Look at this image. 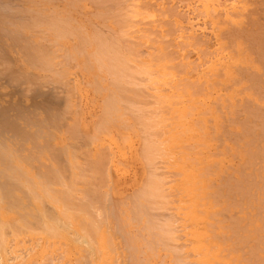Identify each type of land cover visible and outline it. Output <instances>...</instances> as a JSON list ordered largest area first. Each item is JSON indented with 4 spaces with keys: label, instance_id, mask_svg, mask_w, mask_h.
Here are the masks:
<instances>
[{
    "label": "bare ground",
    "instance_id": "bare-ground-1",
    "mask_svg": "<svg viewBox=\"0 0 264 264\" xmlns=\"http://www.w3.org/2000/svg\"><path fill=\"white\" fill-rule=\"evenodd\" d=\"M28 1V0H27ZM29 1H31V0H29ZM33 1V3H34V1L35 0H32ZM49 1V0H48ZM67 2H68V0H66ZM69 1H71V3L73 4V1L72 0H69ZM76 1H78V0H75V2ZM80 1H82V0H80ZM106 1V2H105ZM105 1H99V0H97V2L98 3H95L96 1L94 0V1H92V4L93 3H95L96 5H94L95 7L96 6H98L97 4H99L100 3V5H101V2L105 5V3L107 4V5H109V1H107V0H105ZM111 1V0H110ZM112 1H115L116 2V0H112ZM111 1V4H113L114 5V7L116 6V5H118L117 3H119L120 4V6H122L121 8H119V9H121V10H117V8H115L116 9V11L115 10H113V11H115V13L118 15V13H120L121 11H123L124 10V13H120L118 16L120 17V16H123L122 18H123V22L121 21V23L123 24V26H122V24H120V26H122V28H126V30H124V29H122V30H124L123 31V34H125V35H128V36H126L127 38L129 37V36H131V35H133V36H131V37H129V38H132V40H130V41H132L131 42V45H133V47H131V45H130V43L129 42H127V43H129V45L130 46H125L127 43H126V41H124V43H126V44H124V46L120 43V36H119V32H120V30L121 29H119V27L117 28V29H119V32L117 31V32H115V29H114V32L117 34L118 33V35H117V37H115V35H112V34H114V33H110L113 37L112 38H118V36H119V38L117 39V42H116V40L115 39H110L108 36H107V34L109 33L108 31V33L107 32H105V31H97V34H96V31H95V33H93L94 34V36L92 37V35L90 34V35H87L85 32H84V28H85V26H83V24L81 25V27L80 26H75V24H73V22H72V18H71V16L70 15H63V14H61L59 11H57V10H55V9H51L50 11L48 10L47 12L46 11H41V9L42 8H46V7H41V9H37V8H33V7H28L27 8V6H26V8L24 7V12L25 13H30L32 16L30 17V16H28V15H25V16H28V18L30 17V18H32V20L31 21H28V22H25L24 20H28V19H24V20H21V22H20V24L21 25H19V26H21V28H20V31H22L21 29L23 28V26H27L26 28H36L37 26H39V25H42V27H41V29H39L38 27V29H37V32H40L39 34H40V38H42V41H36V43L34 44H32V43H23V45H21V47L23 46L26 50H24L25 51V54H28L26 57L28 58V56H30L29 55V52H30V50H31V54H32V48H34L35 47V50H34V55H33V59H34V61L41 67L40 69H42V70H44V71H48V72H50V74L52 73V76L54 77L53 79H54V81L53 82H57V84L60 82V81H63V80H61V79H64V81H68L69 79H66L65 80V78L67 77V73H69V70H67V65H70V66H72V62L73 61H75V62H79V59H78V57L79 56H82V54L83 53H85V48L86 47H88V45H92V46H94L93 47V51L90 53V55H87V53L86 54H84V56L85 57H87V59L85 58V60H84V62H83V64H84V67H88V65H92L91 63H94V62H96L97 63V68H98V65H99V67L101 68V70L103 69V68H105V70H108V71H106V72H108V74H107V76L110 74V76L109 77H111L112 76V79H113V83H114V85H116L117 86V88H115L117 91L121 88V92H120V90H119V92L120 93H122L123 95H124V97H122V95L119 93H116L115 91H114V88H113V90L112 89H110L109 87V90H112V92L111 93H109V97L106 99L107 101H106V104H105V102H104V105H105V108H103L102 110H103V112H102V114H101V116H100V118L98 119V121H97V124H96V127H94L93 128V130H94V132L91 134V136H89V138H87V140L89 139L90 140V143L89 144H94L95 143V146H97V147H99V143L98 144H96L97 143V134H99L102 130H105V128H106V132H107V126L105 127V122L107 123L108 122V120H107V118L109 117L110 118V120L111 119H114L115 120V114L114 113H116L117 114V116L119 117V118H121V117H124L123 115H125V114H123L122 115V113H123V107H125V106H123L122 104V108L121 107H119V106H121V105H119V104H117L119 101L121 102V101H124L125 102V100H126V102H128V101H132V99H134V100H136L138 97H139V95H140V98L139 99H141V95H143L144 93H149V94H151L152 96L150 97V98H153V100H155V97H156V100L155 101H153V100H151V99H147V100H145L143 97H146L145 95H143V97H142V102L145 100V102H143L144 103V105L146 104V102L147 101H149L147 104H152L153 103V105H151V106H149V105H146V106H148V107H152V108H154L153 106L154 105H156V103L158 104V107H157V105H156V107L154 108V109H156L155 111H156V114H157V116H159V118L161 117V115H162V113H163V118H161V125H159L160 124V121H158L159 120V118L156 116V114H155V111L153 112V111H151L150 112V110L148 111L147 110V108H143V111H144V114H146L147 112H149V115H150V119H151V121L153 122H149L148 120H147V118L149 119V117H148V115L146 114V116L141 112V110H140V112H139V110L138 109H135L136 110V113H137V110H138V115H134V114H136V113H134L135 112V110L131 107V106H134V108H135V105L136 106H138L137 104L140 102L141 103V100H139V102L137 103V104H135V105H131V106H129V107H131L133 110H132V115H134V118L135 119H139L138 120V124L141 122L142 124H140L141 126H143L144 127V131L143 132H145V136L144 135H142L140 132H142V128H141V126H140V129H141V131H140V129H139V133L140 134H138V135H142L143 136V140H142V146H141V154H142V157L145 159L144 161H146L148 164H149V167H150V165H151V168H149V169H151V172H150V174H148V177H147V179L145 180V182L143 183V185H142V187L140 188L139 186V190L138 191H135L134 193V196L133 195H131L130 196V198L133 196V198H131V199H129V200H127V201H130V200H132V201H130V202H132V205L130 206V204H129V206L131 207L130 209H131V215L129 214V216H132V219L133 220H138L139 222H136V224L135 225H138L139 224V228L138 227H135V230L136 229H138L137 230V232L139 233V237L140 238H143V239H145L144 241L145 242H147V246H146V244L145 243H143L142 242V245L143 244H145V245H143V246H146V250H141L142 249V246H141V249H140V247H139V245H134L135 244V242H133L134 244H132V241L131 240H128L129 239V237H127L128 235L127 234H129L131 231L130 230H127L126 229V227H127V225L129 224L128 222L126 223L125 222V219H127L128 220V216H126L125 217V219H124V217H121V216H119L118 214H117V216H116V218L114 219V218H112L113 216H112V210H110V211H112V212H110L108 209L109 208H107L108 206H107V204L105 203L107 200H109V198L111 199V196H110V191L108 192L107 190H106V192H107V194H106V192L104 191V188L106 187V185H105V187L102 185V187H103V190H102V192L103 193H100V190H99V188H98V184L97 183H99L100 181H101V179H99V182H97V180H98V178H100V177H98L97 176V174H98V172H100V170H101V168L104 166V165H106V164H110V161H108V163L106 162V163H104V160L105 159H109L110 160V158L112 159V157L110 156L109 158H108V154L107 155H105V156H107V158H105V156L103 155V151H105L106 149H105V145L104 146H101L99 149H97V150H99V151H96V154L95 153H93L92 152V150L90 151V150H88V152H87V159L86 160H88L90 157H91V159L90 160H88L89 162H88V167L87 168H85L84 166H82L83 164H81V162L83 163V160L85 161V157L83 158V160L80 162V160L82 159H80V157H79V161L77 162L76 161V157H77V159H78V156H77V154L79 153V152H82V151H80L79 150V152L77 153V151H78V149H75L74 147H72V149L74 150V152L75 153H77V154H74L73 155V150L71 151V155H69V157H68V153H67V149H68V146H65V145H69L67 142H65V144L63 145L64 146V148L65 147H67V149H64L63 147V149L66 151V152H64L63 154L64 155H66L67 157H68V159H67V161H65V163L67 162V164H68V166H67V164H66V166H65V164L63 163H61V162H59V159H57V158H55L54 159V156H53V159H51V160H55V161H57L58 160V164H59V166L56 164H54L53 165V163H51L50 164V162H48V164H45V165H48L47 166V168H44V169H40V168H38L39 166H38V164H36V163H38L39 161L38 160H36L37 158H41V156H39V155H35L34 156V154H33V156L35 157V160L37 161V162H35L34 160H33V164L34 165H37L36 167L38 168V170H39V174L38 175H35V174H37L38 173V171H37V168H35L34 167V165H32V158H33V156H31L30 157V155L32 154V153H34V152H30V151H32V150H30V148H28L27 146L26 147H24L25 148V150H29L28 151V153H30V154H21L22 152H21V146H20V148H19V146H18V148L17 147H14L13 146V144H10L9 142H7V141H4V140H6V138L4 137V140H0V264H7L6 262H12L13 260H15V259H17L18 258V256L21 258V254H24V259H25V261H24V264H53V261L55 260V262L56 263H58V260L56 261V259H58L59 257L58 256H60V255H65V254H68V256H70V257H72L71 255H69V253H73V254H75L76 253V257H77V259H76V263L77 264H125V258H126V254L125 253H123V252H125V249L126 250H129V256L128 257H130L132 260V262L131 263H129V264H146V261H147V259H149V257L148 256H145V253H147V251L149 250H152L153 248V251H157L156 250V248L157 247H159V246H162L160 249H162V250H165V251H167V250H169L170 251V254L169 255H171L172 257H171V259H170V261L172 262V259H173V261H174V264H246L247 262H246V259H252V258H254L252 255H257V257H259V259H257V261H259L260 262V258H261V260L263 261L264 259H262V258H264V234L261 236V234L260 233H256L257 232V230H258V228L259 229H261L263 232H264V224H262V223H260V222H258V221H262V222H264V218H262V219H260L261 218V216H263L264 217V214L262 213V211H260V213H261V216H260V213H258L257 211H258V209H259V205L258 204H256V205H258V209L257 208H255V204H254V209H255V214L256 213H258L259 214V218H257V219H255V220H258V221H254V220H252V219H250L249 221H248V218L250 217V215H248L247 213H246V211L243 209V207L245 206V204H244V202L243 203H239V202H237L236 201V203L238 204V205H244L243 207H242V209L238 206V205H234L233 203H232V198H231V200L230 199H228L229 197H227V193H226V191H224V190H220L219 188H217V189H215V188H213L212 187V185H215V184H213V179H214V177H213V172L215 171L214 169H215V167L216 166H213L212 165V167H214L213 168V171H212V174H211V172L208 174L207 173V171H208V167H209V163L211 162V164H213V160L215 159V157H217V156H215L214 157V155H213V153H210V154H212V156L214 157V159L213 160H210V162H209V160H206V158L205 157H201L200 155H199V151L198 152H195L194 154H193V152H191L189 149H194L193 147H190V146H192V145H199V146H203V147H201V148H199L198 150H202L203 148L205 149V147H206V140L205 139H203L204 137H206L205 135H207L208 133H211V128L210 129H208V126H210V125H208L209 123H208V121H209V115H211L210 117L211 118H213V120H215V122L212 124L213 125V128H214V130L216 129V130H218L219 129V119L222 117V116H220L221 115V112H226V114L230 111V112H233V110H232V105H234V103H235V101H234V99H231V103L230 104H227L226 102H225V100H226V98H218V97H216V98H214L213 97V99H211L210 98V100L212 101H214L213 102V104H209V97L208 96H206L205 94L204 95H201L200 93H202V91L203 90H207V88H213L212 87V85H214L213 84V82L214 81H212L211 79V81L209 80L208 82H207V88H203L202 89V87H203V80H205V79H203V78H199V80H198V78H195V79H197V81L198 82H196L195 81V79H193V78H190V79H188L189 77H187L188 75H186L185 76V74H187L188 72V74H191V72L193 71L192 70V68L193 67H195V68H198V66L200 67V63H201V61H200V63L198 62V64H194V65H197V66H194V65H192V67H189V65L187 66V67H189V68H191V72H190V70L189 69H186V70H189L188 72L186 71V73H185V69H184V71L182 72L181 70H183V69H180L179 68V65L182 63L181 61H183V63H184V66L182 65V68L183 67H185V65L186 64H188V63H190L189 62V60H187V59H183V60H178V61H176V55H174V53H176V52H172L171 50L170 51H166L167 49H163V48H166L167 46H166V44L167 45H169L168 44V42H163V39H161L160 40V38L161 37H154V39L152 38V37H150L151 36V33H153L154 32V34H156V32H158V31H156V26H160L161 27V21L160 20H164V19H161V17H159L160 19L158 20V19H153L154 17H155V15H153L154 13H152V16H154V17H151L150 15H149V13L150 12H148L147 10H148V8L150 7V8H152L151 7V5L149 6V2H148V0L147 1H144V2H142V1H138V0H132V2H131V0L129 1V0H123L122 2H121V0H118L117 1V3H113ZM181 1V3H183L182 5H184L186 2H185V0L183 1V0H180ZM183 1V2H182ZM189 1H192V0H187V2L189 3ZM195 1H197V0H195ZM198 1H203V0H198ZM206 1V0H205ZM227 1V0H226ZM225 1V2H226ZM18 2V1H17ZM22 2V1H21ZM24 2V1H23ZM90 4H91V0H89L88 1ZM149 4H148V3ZM163 2V1H162ZM185 2V3H184ZM192 2H194V1H192ZM191 2V3H192ZM200 2V4H201V6L200 7H203L202 6V4L203 3H207V2H204L203 1V3H201ZM224 2V3H225ZM233 2V1H232ZM232 2H229V4L228 5H231L232 4ZM250 2V1H249ZM36 4H39L40 2H35ZM34 3V4H35ZM71 3H69V4H71ZM77 3V2H76ZM79 3V2H78ZM81 3V2H80ZM121 3H122V5H121ZM210 3V2H209ZM212 3H214V2H212ZM231 3V4H230ZM235 3H236V1H235ZM234 2H233V4H235ZM31 4V3H30ZM102 4V5H103ZM111 4L109 5V6H111ZM146 4H148V6L146 5ZM195 4V3H194ZM197 4H198V2H197ZM214 4H216V3H214ZM231 5V6H233L232 7V9H233V11H232V9H228V7L229 8H231L230 6H228L227 7V10L229 11V15H230V13H231V15L228 17V11H225L224 9L225 8H223V7H221V9H219V8H216V9H218V10H221V13L220 14H218L220 11H218V10H216L215 9V7H212V5L211 4H207L206 5V8L205 9H203L204 10V12L201 14V13H199V15L198 16H202L204 13H206L207 15L209 14H212L211 12L212 11H214V17L212 16L211 18H214L213 20H215L216 22H214V24L213 25H215L216 27H217V24H219V23H222V24H225L224 22H226V21H229V24H230V26H231V23L233 24H235L236 22H239V19H238V16H239V14L241 13L240 12V9H239V4L237 5L238 7L237 8H235L234 9V7H235V5ZM246 4V3H245ZM252 4H253V2H252ZM6 5L8 6L9 4H7L6 3ZM66 5V4H65ZM80 5V4H79ZM78 5V7L79 8H84L83 6L82 7H80ZM107 5H105V6H107ZM168 5V4H167ZM188 5V4H187ZM186 4H185V6H187ZM190 5V4H189ZM196 5V4H195ZM194 5V6H195ZM217 5V4H216ZM247 5V4H246ZM249 5V4H248ZM256 5V4H255ZM10 6V5H9ZM18 6V5H17ZM39 6V5H38ZM58 6V5H57ZM68 6V5H67ZM71 6V5H70ZM119 6V5H118ZM191 6V5H190ZM190 6H189V8H190ZM198 6V5H197ZM220 6V5H219ZM254 6V5H253ZM13 7V6H12ZM20 7V6H19ZM72 7H74V6H72ZM101 7V6H100ZM104 7V6H103ZM124 7V9L122 10V8ZM160 7V6H159ZM169 7V6H168ZM175 7V6H174ZM192 7H193V5H192ZM191 7V9L193 10L194 8H192ZM199 7V9H201ZM243 7H245V6H243ZM110 7H107V9H109ZM112 8V7H111ZM149 8V9H150ZM187 8V7H186ZM189 8L188 9H186V10H188V11H184V12H188L189 14H190V12L192 11H189ZM196 8V7H195ZM242 8V7H241ZM7 9H8V7H7ZM47 9V8H46ZM104 9V8H103ZM163 9V8H162ZM197 9H198V7H197ZM196 9V12H195V15H194V11H195V9H194V11H192L193 12V15H192V17L193 16H196L195 18H196V21H195V19H192L191 18V16L189 15V21L192 23L193 22V20L195 21V22H200V17H197V12H198V10ZM224 10V12H226V14H225V16L227 17V19H226V17L224 18V16H223V18L221 17L223 14H222V11ZM11 10H12V8H11ZM97 10V9H96ZM105 10V9H104ZM111 11H110V14L113 12L112 11V9H110ZM171 10V9H170ZM202 10V11H203ZM206 10V11H205ZM231 10V11H230ZM2 11V10H1ZM6 11V10H5ZM15 12H17V14H18V11H16V10H14ZM107 10H105V11H102V12H104L105 14L107 13L106 12ZM119 11V12H118ZM154 11H155V9H154ZM201 11V10H200ZM9 12V11H8ZM8 12H6V13H8ZM23 12V13H24ZM97 12H98V10H97ZM95 13V11L93 12V15H98L99 16V14L98 13ZM109 12V11H108ZM118 12V13H117ZM160 12V11H159ZM159 12H158V14H159ZM162 12V11H161ZM166 12V11H165ZM178 12H180V11H178ZM191 12V13H192ZM246 12V11H245ZM11 13H13V11L11 12ZM20 13V12H19ZM100 14H103V13H101V12H99ZM115 13H112V15H114V18H115V16H117ZM163 14H164V12H162ZM171 13V12H170ZM187 13V14H188ZM1 14H3V13H1ZM29 14V15H30ZM91 14V13H90ZM105 14H103L104 15V19H105V17L107 16V15H105ZM146 14H148L149 16H150V20L148 19L149 18V16H147ZM157 14V15H158ZM161 14V13H160ZM162 14V15H163ZM222 14V15H221ZM22 15H24V14H22ZM21 15V16H22ZM92 15V14H91ZM112 15H109V17H112L113 18V16ZM205 15V14H204ZM209 15H208V17H209ZM221 15V16H220ZM12 16V15H11ZM69 16H70V18H69ZM98 16H96L97 18H98ZM101 16V15H100ZM100 16H99V18L98 19H100ZM117 16V17H118ZM170 16H172V15H170ZM211 16V15H210ZM6 17V16H5ZM18 17H20V15L18 16ZM103 17V16H102ZM116 17V19L117 20H119V19H121V18H117ZM136 17H139V18H136ZM140 17H142V18H140ZM144 17H146L145 19H146V21H148L147 22V25H145V20H144ZM204 17H206V16H203V17H201V18H204ZM4 18V17H3ZM3 18H1V20L3 19ZM85 18H87V16L85 17ZM113 18V19H114ZM135 20H134V19ZM186 18H187V16H186ZM198 18V19H197ZM9 20L11 19V18H8ZM14 19H15V16H14ZM13 19V20H14ZM23 19V18H22ZM72 19V20H71ZM108 19V18H107ZM107 19H105V20H107ZM110 19V18H109ZM115 19V20H116ZM138 19H140V20H138ZM142 19L144 20V23L142 24L141 23V21H142ZM151 19H152V21L154 20V22L153 23H155V25L156 24H158V25H156L154 28H156V29H153L152 30V28H150L149 26L151 25V23H152V21H151ZM207 19V18H206ZM206 19H204V21H206ZM243 19V18H242ZM241 19V20H242ZM5 20V19H4ZM17 20V19H16ZM136 21V22H138V21H140L139 23L140 24H136L134 21ZM138 20V21H137ZM156 20V21H155ZM170 20V19H169ZM174 20V19H173ZM173 20H172V22H173ZM210 20V19H209ZM74 21V20H73ZM103 21V20H102ZM157 21H159V22H157ZM202 21H203V19H202ZM201 21V22H202ZM203 21V22H204ZM254 21V20H253ZM4 22H6V21H4ZM9 22V21H8ZM18 22V21H17ZM74 22H76V21H74ZM81 22V21H80ZM104 22V21H103ZM103 22H100V24H102V26H103ZM119 23V21H116V22H114L115 24H116V26H118V23ZM131 22H132V24H133V26H135L134 24H136L137 25V27H139L138 29H140V27H143L142 28V30H141V32L139 33V30L135 27V28H133V29H131L130 27L132 26V24H131ZM134 22V23H133ZM151 22V23H150ZM209 22V21H208ZM7 23V22H6ZM81 23H83V22H81ZM92 23V22H91ZM174 23V22H173ZM190 23V24H191ZM210 23V22H209ZM212 23V22H211ZM217 23V24H216ZM3 24H5V23H3ZM14 24H15V22H14ZM99 24V25H100ZM104 24H106V23H104ZM183 24V23H182ZM197 24V23H196ZM195 24V26H197V28L199 27V26H201L202 27V25H200V23L199 24H197L196 25ZM234 24H233V26H234ZM239 24H240V22H239ZM12 25V24H11ZM16 26H17V24H15ZM79 25V24H78ZM85 25V24H84ZM139 25V26H138ZM141 25V26H140ZM163 25V24H162ZM183 25H186V24H183ZM183 25H179L180 27H182ZM188 25V24H187ZM187 25L185 26L186 28H187ZM193 25H194V22H193ZM191 26V25H188V27H192V28H195V26ZM203 25H205V22L203 23ZM19 26H17L18 28H19ZM84 28H83V27ZM97 26V25H96ZM95 26V27H96ZM144 26H145V28H144ZM228 26V25H227ZM236 26V25H235ZM240 26V25H239ZM239 26H238V28H239ZM16 27V28H17ZM107 29H108V27L107 26H105ZM104 27V28H105ZM201 27H199L200 29H201ZM204 27V26H203ZM206 27V26H205ZM99 28V27H98ZM110 28V27H109ZM128 28H130L129 29V31H132V32H129L128 31ZM167 28V27H166ZM184 28V27H183ZM183 28H181L180 30H182L183 31ZM185 28V29H186ZM197 28H196V30H197ZM227 28V27H226ZM30 29L28 30V31H30ZM34 29H33V32H34ZM86 29V28H85ZM144 29V30H143ZM162 29V28H161ZM172 29V28H171ZM178 29V31H180L179 30V28H177ZM189 29V28H188ZM215 29V28H214ZM101 30V29H100ZM109 30V29H108ZM111 30H112V32H113V29H112V27H111ZM147 32H146V31ZM149 30L150 31H153V32H149ZM195 30V31H196ZM233 30V29H232ZM19 31V32H20ZM86 31V30H85ZM127 32V33H124V32ZM176 31V30H175ZM186 31V33H187V30H184V32ZM193 31V30H192ZM224 31V30H223ZM12 32H13V30H12ZM91 32H92V30H91ZM102 32H104V33H102ZM138 32V35L136 36V33ZM144 32V33H143ZM145 32L147 33L146 34V36L148 35L149 37L147 38L146 37V40H150L151 39V41H155V42H158V40L157 39H159L160 41V43L162 44V43H164V44H162L163 46H162V49L163 50H161L162 52H159L160 51V49H159V47L157 48V49H159V51L156 49V48H154L155 47V43L153 42V44H152V42H150L149 40H148V42L147 43H149L148 45L150 46H148V45H146L147 43H145L144 42V46L146 45V48H150L151 49V53H152V55L154 54V53H156V54H154V57L151 55V54H149L147 51L145 52V50L143 51L142 49H141V45L143 44V41H142V43H140V40H138L139 39V37L141 38V37H143L144 35H145ZM194 32V31H193ZM193 32L191 33V34H193ZM17 33V32H16ZM22 33H24L23 31H22ZM107 33V34H106ZM131 35H130V34ZM135 33V34H134ZM172 33V32H171ZM173 33H174V30H173ZM172 33V34H173ZM181 33H183V32H181ZM186 33L184 34L183 33V35L184 36H186ZM195 33V32H194ZM199 33V32H198ZM238 33V32H237ZM7 34V33H6ZM29 34V33H28ZM96 34V35H95ZM142 34H144V35H142ZM153 34V35H154ZM159 34V33H158ZM166 34H167V32H166ZM175 34V33H174ZM188 34V33H187ZM190 34V33H189ZM197 34V33H196ZM196 34H193V35H191L190 37L192 38V37H194L193 39H195V38H197V36H196ZM20 35V34H19ZM18 34H17V36H19ZM29 35H34V34H31V32H30V34ZM28 35V36H29ZM121 35H122V31H121ZM142 35V36H141ZM157 35V34H156ZM183 35H178V36H183ZM196 37H195V36ZM206 35V34H205ZM11 36L13 37V35L11 34ZM21 37H22V35H20ZM24 36H26V35H24ZM123 37H124V35H122ZM121 36V37H122ZM164 36V35H163ZM167 36V35H166ZM184 36H183V38H184ZM9 37V36H8ZM7 37V38H8ZM11 37V38H12ZM15 37H16V35H15ZM111 37V36H110ZM122 37V38H123ZM135 37H137V38H135ZM189 37V36H188ZM189 37V38H190ZM218 37V36H217ZM231 37V36H230ZM22 38H24V37H22ZM39 38V39H40ZM65 38H71V40L72 41H74L75 40V43H72V46H71V48L70 47H67L66 48V46H65V43H63L62 42V40L63 39H65ZM121 38V39H122ZM126 38V39H127ZM133 38H135V39H137L136 40V42L137 43H135V39H133ZM143 38H145V36L143 37ZM233 38V37H232ZM17 39V38H16ZM18 39H19V41H20V44H21V42L22 41H24V40H22L21 38H19L18 37ZM28 39V38H27ZM74 39V40H73ZM153 39V40H152ZM31 40V39H30ZM29 40V41H30ZM33 40V39H32ZM70 40V41H71ZM123 40H125L124 38H123ZM157 40V41H156ZM165 40V39H164ZM181 40H182V38H181ZM180 40V41H181ZM190 40V39H189ZM196 40V39H195ZM222 40V39H221ZM231 40V39H230ZM235 40H236V38H235ZM26 41V40H25ZM162 41V42H161ZM185 41H187V36H186V40ZM191 42H192V40H190ZM184 42V39H183V42L184 43H188V44H190V45H192V43L191 42ZM201 41V40H200ZM228 41V40H227ZM15 42H17L16 44H19V42L18 41H14V43ZM179 42V41H178ZM182 42V41H181ZM203 42V41H202ZM244 42V41H243ZM11 43H13V42H11ZM138 43H140L141 45H139L138 46ZM166 43V44H165ZM235 42H233V44H234ZM5 44V43H4ZM16 44H13V45H15L16 46ZM136 44H137V46H136ZM247 44V43H246ZM257 44V43H256ZM6 45V44H5ZM9 45V44H8ZM30 45H31V48H30ZM32 45H34L33 47H32ZM67 45V44H66ZM128 45V44H127ZM136 47H135V46ZM152 45H154V46H152ZM171 45V44H170ZM170 45H169V47H170ZM175 45V44H174ZM180 45V44H179ZM194 45H195V43H194ZM194 45H192V46H194ZM197 45V44H196ZM195 45V46H196ZM219 45V44H218ZM227 44H225L224 46H221V48H220V46H219V48L218 49H222V47H226V48H229V47H231V45L230 46H226ZM148 46V47H147ZM235 46H236V44L233 46V48H235ZM245 46V45H244ZM65 47V48H64ZM90 47V46H89ZM141 49L140 51H142L143 52V54H142V56H144L145 57V55H146V57L148 56L149 58H150V60L152 59V57H153V59L151 60L152 62H150L148 59V61L150 62L149 64L152 66V70L153 71H155L156 69L154 68V65H156V66H158L157 64H156V62L157 61H153L155 58H156V60H157V57H159L158 58V64H159V66L161 67L160 69L161 70H159L158 71V69L155 71L156 73H154L153 71H151V67H148V70L146 71V69L145 68H143V67H146L147 65H148V62L147 61H145L146 63H147V65L145 64V62L144 61H142L141 63H140V61H141V59L140 58H142V56L140 57V55H139V53H140V51H138L139 50V48ZM181 47H183V46H181ZM14 48V47H13ZM23 48V49H24ZM62 48V49H61ZM126 50H125V49ZM132 48H133V51H132ZM135 48H136V50H135ZM153 48V49H152ZM171 48V47H170ZM170 48H168V50L170 49ZM177 48H179V46L177 47ZM6 49V48H5ZM23 49H20L21 50V52H22V50ZM130 49H131V51H130ZM183 49V48H182ZM201 49V48H200ZM217 49V48H216ZM260 49V48H259ZM88 50V49H87ZM127 50L128 51H130V52H128L127 53ZM152 50H154L153 52H152ZM230 50V49H229ZM233 50V49H232ZM231 50V51H232ZM246 49H244L243 51H245ZM2 51V50H1ZM26 51H28L27 53H26ZM59 51H61V52H59ZM89 51V50H88ZM157 51V52H156ZM164 51V52H163ZM192 51V50H191ZM220 51L221 50H219V53H220ZM227 51V50H226ZM225 51V52H226ZM238 51V50H237ZM237 51H236V49H235V52L237 53ZM257 51V50H256ZM15 52H17L16 50H15ZM126 52V53H125ZM135 52V53H134ZM159 52V53H158ZM173 53V54H171V53ZM201 52V51H200ZM205 52V51H204ZM204 52H202V53H204ZM210 52H212V51H210ZM216 51H214V53H215ZM234 52V53H235ZM23 53V52H22ZM89 53V52H88ZM130 53V54H129ZM132 53H134L133 55H131ZM136 53H137V55H136ZM147 53V54H146ZM167 53V54H166ZM219 53L217 54V55H215L216 57H219ZM221 53H222V51H221ZM128 54V55H127ZM145 54V55H144ZM168 54H171L172 55V57H171V55H170V57L168 56ZM205 54V53H204ZM257 54V53H256ZM22 55V54H21ZM129 55H131V56H129ZM135 55V56H134ZM152 57H151V56ZM156 55V56H155ZM174 55V56H173ZM202 55V54H201ZM224 55V54H223ZM223 55H221L220 57L221 58H223ZM2 56V55H1ZM139 56V57H138ZM204 56V55H203ZM215 56H213V57H211V58H214ZM225 56H229V55H225ZM224 56V58L222 59V61L223 60H225V57ZM59 57H62V58H59ZM178 57V56H177ZM179 57H180V55H179ZM183 57H184V55H183ZM183 57H181V58H183ZM219 57V59L221 60V58ZM264 57V56H263ZM129 58H131L132 60H130ZM137 58V60H135L134 61V59H136ZM138 58H139V60H138ZM180 58V59H181ZM184 58H186V57H184ZM260 58H262V57H260ZM0 59H1V57H0ZM23 59H25V58H23ZM175 59V60H174ZM199 59V58H198ZM206 59V58H205ZM218 59V60H219ZM245 59V58H244ZM248 59H250V57L248 58ZM8 60V59H7ZM6 60V61H7ZM174 60V61H173ZM195 60V59H194ZM204 60V59H203ZM208 60H210L209 62L208 61H205V62H207V63H204V64H206V66H209V68L211 69V72L209 71V68L207 67L206 69H207V71H204V69H202V71H203V73H205V72H210V74H209V72L207 73V75L208 76H206V75H204L205 77H210V75L212 74V75H215L216 76V74L218 73V77H219V74L221 75V73H223L224 74V76H226V78H229L232 74H233V70H232V68H233V66H236L235 64H240L241 65V63L243 62V58L241 57V54H240V52H238V55L236 54V56H229V59H228V61L229 62H225L226 64H227V67H226V69L225 70H223V67H222V69H221V67L220 66H218L220 63H221V61H220V63L218 62V64L217 63H213V64H211V65H208L209 63H212L213 61H211V60H213V59H208ZM215 60V59H214ZM217 60V59H216ZM2 61V60H1ZM5 61V60H4ZM130 61H133V62H130ZM137 61V63L139 62V64H137L138 65V67H139V65L140 66H142V65H144L143 67H142V69L140 68V70H142V76L145 74L146 75V77H149V79H146V77H144L143 76V80L145 81H143L141 78V73H140V70H139V68L136 66V63H134V62H136ZM187 61V62H186ZM192 62H193V60H191ZM252 61V60H251ZM9 62V61H8ZM20 62H22V61H20ZM28 63H29V61H27ZM154 62V63H153ZM178 64H176V63ZM191 62V63H192ZM195 62V61H194ZM203 62V61H202ZM216 62V61H215ZM224 62V61H223ZM253 62H254V59H253ZM11 63H13L12 61H11ZM24 63V62H23ZM22 63V64H23ZM31 63V62H30ZM129 63H131V64H129ZM132 63H134V64H132ZM153 63V64H152ZM190 63V64H191ZM225 63H223V65L225 64ZM245 63H246V61H245ZM32 64V63H31ZM81 64V63H80ZM79 64V65H80ZM203 64V63H202ZM204 64H203V66H204ZM255 67H256V61H255ZM3 65H5V64H3ZM6 65H10V63H8V64H6ZM24 65V64H23ZM29 65V64H28ZM61 65L63 66V65H65V66H63V67H61ZM133 65H134V67H133ZM149 65V66H150ZM178 66V68L176 69V67ZM221 65H222V63H221ZM1 66V65H0ZM30 66H32V65H30ZM69 66V67H70ZM76 66V64L73 66V68ZM78 66V65H77ZM81 66V65H80ZM135 66L138 68H135ZM158 66V67H159ZM181 66V65H180ZM191 66V65H190ZM249 66V65H248ZM261 66V65H260ZM2 67V66H1ZM9 67V66H8ZM8 67H7V69H8ZM18 67V66H17ZM34 67V66H33ZM79 67V66H78ZM201 67H202V65H201ZM237 67L238 66H236V69L235 70H237L238 72H239V69H243L244 70V68H239V69H237ZM244 67V66H243ZM246 67V66H245ZM259 67V66H258ZM16 68V67H15ZM21 68H23L22 66H21ZM186 68V67H185ZM31 69V68H30ZM81 69H84L83 68V66L81 67ZM91 69V68H90ZM99 69V68H98ZM145 69V70H144ZM200 69V68H199ZM199 69L198 70H194V71H199ZM5 70H6V68H5ZM20 70V69H19ZM40 71V72H42L43 73V71ZM86 70H88V68L86 69ZM136 70H138L137 72L138 73H140L139 75V77H140V79L142 80V82H144L145 83V85H147L148 83L150 84V82H151V84L150 85H148V86H144L143 85V83H141V81H140V85H142V86H144V87H142V88H145L146 87V91L147 92H144V90L142 89V94H141V90H137V88L139 87H135V88H131V87H134V86H136V84H139V83H136L135 84V82H139L138 81V79H139V77L137 76V80L135 79L134 80V76H136L134 73H136ZM143 70L144 71H146V72H148L149 74H150V76H147V75H149V74H147L146 72L144 73L143 72ZM175 70H176V72H178V73H176L175 72ZM249 70H255V68L254 69H248V71ZM256 70H258L257 69V67H256ZM264 70V69H263ZM2 71H4V68H3V70ZM7 71V70H6ZM5 71V72H6ZM35 71V70H34ZM68 71V72H67ZM180 71V72H179ZM193 71V72H194ZM237 71H235V72H237ZM245 71V70H244ZM243 71V72H244ZM247 70L245 71V72H248ZM253 71H252V73H253ZM262 71V70H261ZM15 72V71H14ZM72 72V71H71ZM182 72V74L183 73H185L184 74V76H182L181 78H178V76H177V74H179V73H181ZM200 72V71H199ZM237 72V73H238ZM244 72V73H245ZM249 72H251V71H249ZM1 73V72H0ZM18 75H19V73L18 72H16ZM152 73V74H151ZM202 73V72H201ZM202 73V74H203ZM242 73V72H241ZM240 73V74H241ZM251 73V74H252ZM257 73H258V71H257ZM262 73V72H261ZM260 73V74H261ZM4 74V73H3ZM2 74V75H3ZM46 74V73H45ZM80 74V73H79ZM154 74V75H153ZM206 74V73H205ZM249 74V73H248ZM263 74H264V72H263ZM262 74V75H263ZM40 75V74H39ZM49 74H47V75H45L46 77H47V79L48 78H50V77H52V76H48ZM179 75H181V74H179ZM241 75H243V74H241ZM254 75V74H253ZM12 76V75H11ZM14 76V75H13ZM45 76H44V74H43V76L42 77H44L45 78ZM93 76V75H92ZM96 76H97V74H96ZM199 76V75H198ZM235 76V75H234ZM264 76V75H263ZM20 77V76H19ZM40 77V76H39ZM39 77H38V79H39ZM201 77V76H200ZM212 77V76H211ZM249 77V76H248ZM253 77V76H252ZM251 77V78H252ZM260 77V76H259ZM67 78H70V76L69 77H67ZM97 78V77H96ZM108 78V77H107ZM106 78V80H109V79H107ZM145 78V79H144ZM239 78V77H238ZM241 79H244L245 78V76H244V78H242V77H240ZM239 78V79H240ZM250 78V79H251ZM261 78V77H260ZM24 79V78H23ZM40 79H41V77H40ZM46 79V78H45ZM44 79V80H45ZM46 79V80H47ZM52 79V78H51ZM52 79V80H53ZM82 79V78H81ZM133 79V80H132ZM200 79L202 80L201 82H199L200 81ZM233 79V78H232ZM246 79V78H245ZM259 79V78H258ZM264 79V78H263ZM262 78H261V80H263ZM25 80V79H24ZM45 80V82H47ZM48 80H50V79H48ZM72 80V82L74 83V81H73V79H71ZM71 80H69V82H65V84L68 86V84H71L70 86V88L71 89H73L72 88V83H71ZM191 80V81H190ZM207 80V79H206ZM217 80V79H216ZM248 80V79H247ZM38 81V80H37ZM43 81V80H42ZM63 81V82H64ZM83 81V80H82ZM81 81V82H82ZM94 81H95V79H94ZM103 81V80H102ZM112 81V80H111ZM243 81V80H242ZM241 81V82H242ZM253 81V80H252ZM255 81H257L256 79H255ZM40 82V81H39ZM44 82V83H45ZM48 82H50V81H48ZM47 82V83H48ZM52 82V81H51ZM99 82V81H98ZM101 82V81H100ZM146 82H148L147 84H146ZM205 82V81H204ZM240 82V80H238V82L236 83L237 85H238V83H241ZM262 82V81H261ZM14 83H15V81H14ZM28 83V82H27ZM44 83H42V84H44ZM103 83V82H102ZM111 83L112 82H110V85H111ZM215 83V82H214ZM217 83V82H216ZM220 83V82H219ZM25 84V83H24ZM30 84V83H29ZM33 84V83H32ZM32 84H30V86L32 85ZM37 84V83H36ZM46 84V83H45ZM80 84V83H79ZM88 84H89V82H88ZM91 84V83H90ZM96 84H97V81H96ZM109 84V83H108ZM107 84V85H108ZM128 84H131V85H129V87L131 88V89H128ZM211 85V86H209V85ZM224 83H222V85H223ZM233 84H234V82H233ZM236 84H234V85H236ZM260 84V83H259ZM258 83H257V86L259 85ZM39 85H41V83L39 84ZM49 85V84H48ZM51 85V84H50ZM53 85H54V83H53ZM56 85V84H55ZM58 85H60V83L58 84ZM134 85V86H133ZM152 85V86H151ZM163 86V87H161V86ZM217 85V84H216ZM232 85V84H231ZM236 85V86H237ZM21 86H23V85H21ZM42 86V85H41ZM61 86H63L64 87V85H62V82H61ZM87 86V85H86ZM89 86V85H88ZM87 86V87H88ZM98 86H100V85H98ZM113 86V85H112ZM115 86V87H116ZM150 86V88H147V87H149ZM157 86L159 87V88H157ZM168 86V88L167 89H170L171 88V92H166V87ZM202 86V87H201ZM209 86V87H208ZM245 86V85H244ZM260 86V85H259ZM45 87H47V86H45ZM49 87V86H48ZM55 87V86H54ZM69 87V86H68ZM73 87H75V85H73ZM95 87H97V86H95ZM104 87H105V85H104ZM152 87H155V88H152ZM243 87V86H242ZM242 87H240L239 89L241 90L242 89ZM247 88H251V87H248V85L246 86ZM255 87H256V85H255ZM261 87H263V85H261ZM260 87V88H261ZM27 90H25L26 92H29V88L30 87H28V85H27ZM57 88V87H56ZM66 88V87H65ZM152 88V89H151ZM163 88V89H162ZM210 88V89H211ZM222 88H224V87H222ZM254 88V87H253ZM59 89V88H58ZM76 89V88H75ZM75 89H73V92H74V90ZM97 89V88H96ZM100 89V88H99ZM98 89V90H99ZM122 89H123V91H122ZM150 89H151V91H150ZM154 89H155V91H154ZM210 89H209V91H210ZM238 89V90H239ZM248 89V90H249ZM258 89V88H257ZM264 89V88H263ZM55 90V89H54ZM67 90V89H66ZM101 90V89H100ZM103 90V89H102ZM105 90V89H104ZM103 90V91H104ZM148 90H149V92H148ZM258 90H262V89H258ZM60 91H61V88H60ZM95 91H97V90H95ZM163 91V92H162ZM208 90H207V92H209ZM212 91V90H211ZM210 91V92H211ZM222 91V90H221ZM244 91V90H243ZM242 91V92H243ZM250 91V90H249ZM56 92V91H55ZM64 92H65V90H64ZM64 92H59V94L60 93H64ZM70 92V91H69ZM69 92H67V93H65V94H67V96H68V98H69V100L70 99H72L73 97H72V93H70V94H72L71 95V97L72 98H70V94L68 95V93ZM113 92H115V93H113ZM140 92V93H139ZM151 92V93H150ZM154 92V93H153ZM209 92V93H210ZM241 92V93H242ZM254 91H252V93H253ZM256 92H258V91H256L255 90V93L254 94H257ZM261 92V91H260ZM263 92V91H262ZM100 93V92H99ZM203 93H204V91H203ZM202 93V94H203ZM212 93V92H211ZM216 93V92H215ZM237 93V92H236ZM240 93V94H241ZM251 93V94H252ZM264 93V92H263ZM101 94V93H100ZM118 94V95H117ZM246 94V93H245ZM247 94H249L248 92H247ZM253 94V95H254ZM259 94V93H258ZM258 94H257V96H258ZM262 94V93H261ZM75 95V94H74ZM78 95V94H77ZM108 94H106V96H107ZM121 95V96H120ZM219 95L221 96V94L219 93ZM219 95H217V96H219ZM242 95H244V93H242ZM262 95H264V94H262ZM262 95H260V96H258V97H256V95H254L256 98H259L260 99V97L262 96ZM215 96H216V94H215ZM223 96H224V93H223ZM240 96V95H239ZM246 96V95H245ZM254 96H251L252 98L254 97ZM64 97H65V95H64ZM130 97H132V99L130 100L129 98ZM137 97V98H136ZM147 97H148V95H147ZM222 97V96H221ZM235 97V96H234ZM80 98V97H79ZM77 99V101H80L81 100V98L80 99ZM99 98V97H98ZM136 98V99H135ZM160 98V99H159ZM207 98H208V105L210 106H208V105H206V100H207ZM238 97H236V99H237ZM262 98H264L263 96H262ZM67 99V98H66ZM88 99V98H87ZM103 99V98H102ZM225 99V100H224ZM230 98L228 97V99L227 100H229ZM235 99V100H236ZM259 99H258V101L256 100V101H253L252 102V100H250V103H249V100H248V98H247V96H246V99H244L245 101H248V103L251 105V102H252V104H254V102L257 104V102L259 103ZM68 99H67V101H69ZM94 100H96V99H94ZM153 101V102H151V101ZM202 100V101H201ZM74 101H75V99H74ZM91 101V100H90ZM102 101H105V100H102ZM101 101V102H102ZM136 101H138V100H136ZM241 101V98H240V100L238 101V103ZM261 101H262V99H261ZM66 102V101H65ZM71 102V101H70ZM70 102H66V105L65 106H67V109H68V105H69V103ZM156 102V103H155ZM228 102V101H227ZM244 102V101H243ZM72 103H73V100H72ZM71 103V104H72ZM78 103V102H77ZM80 103V102H79ZM103 103V102H102ZM122 103V102H121ZM135 102H133V103H130V104H134ZM140 103H139V105H140ZM155 103V104H154ZM240 103H242V102H240ZM68 104V105H67ZM142 104V103H141ZM203 104V105H202ZM235 104H237V102L235 103ZM245 104H247V102L245 103ZM259 104H261V103H259ZM258 104V105H259ZM74 105V104H73ZM76 105V104H75ZM126 105V104H125ZM127 105H128V103H127ZM127 105H126V107H127ZM143 105V104H142ZM141 105V106H142ZM160 105V106H159ZM238 105V107H239V105H241V104H237ZM242 105L244 106V104L242 103ZM241 105V106H242ZM77 106V105H76ZM78 106L80 107V105L78 104ZM77 106V107H78ZM236 106V105H235ZM257 106V105H256ZM260 106V105H259ZM263 106V105H262ZM64 107V106H63ZM70 107H71V105H70ZM125 107V108H126ZM237 107V106H236ZM245 108L247 107V106H244ZM243 107V108H244ZM249 107V106H248ZM253 107V105H251V108ZM76 108V107H75ZM121 108V109H120ZM228 109V111L227 110H225V109ZM242 108V109H243ZM244 108V109H245ZM255 108V107H254ZM253 108V109H254ZM258 108V107H257ZM260 108V107H259ZM262 108V110H263V107H261ZM260 108V109H261ZM121 110V115L122 116H119L118 114H120V110ZM128 109V108H127ZM157 109H159V110H157ZM239 109V112L238 113H242V112H240V107L238 108ZM243 109V110H244ZM253 109H252V111H253ZM65 110V109H64ZM72 110V109H71ZM78 110H80V108L78 109ZM123 110V111H122ZM145 110H147V111H145ZM236 110V109H235ZM242 110V111H243ZM249 110H250V108H249ZM258 110V109H257ZM261 110V111H262ZM35 111V110H34ZM66 111V110H65ZM68 111V110H67ZM73 111V110H72ZM75 111V110H74ZM128 111H130V109L129 110H126V112H128ZM157 111H159V112H161V114L159 113V112H157ZM244 111H246V110H244ZM243 111V112H244ZM248 111V110H247ZM251 111V110H250ZM249 111V112H250ZM254 111H255V109H254ZM259 111V110H258ZM264 111V110H263ZM76 112V111H75ZM75 112H73L74 113V116L75 115H77V114H75ZM81 111H79V117L78 118H81L80 117V113ZM119 112V113H118ZM125 112V111H124ZM125 112V113H126ZM146 112V113H145ZM225 112H224V115H226L225 114ZM237 112V111H236ZM256 112V111H255ZM100 113V112H99ZM129 113H131V112H129ZM129 113H127V114H129ZM134 113V114H133ZM142 113V114H141ZM206 113L208 114V116L206 117L205 115H206ZM247 113V112H246ZM258 113V112H257ZM260 113V112H259ZM70 114H72V113H70ZM69 114V115H70ZM91 114V113H90ZM159 114V115H158ZM232 114V113H231ZM237 114V113H236ZM245 114V113H244ZM243 114V115H244ZM248 114V113H247ZM254 114V113H253ZM65 115V114H64ZM64 115H62V116H64ZM66 115H67V112H66ZM114 116V117H110V116ZM143 115V117H141V116ZM154 115L158 118H156L157 120H155L153 117H154ZM169 115V116H168ZM228 115H230L229 113H228ZM235 115V114H234ZM234 115H231V116H233L234 117ZM246 115V114H245ZM251 115V114H250ZM255 115V114H254ZM256 115H259V114H256ZM264 115V114H263ZM35 116V115H34ZM37 116V115H36ZM61 116V115H60ZM71 116V115H70ZM117 116H116V118H117ZM126 116V115H125ZM151 116H152V118H151ZM238 116V115H237ZM248 116H249V114H248ZM252 116V115H251ZM41 117V116H40ZM44 117V116H43ZM129 117H130V115H129ZM145 117V118H144ZM224 117V116H223ZM241 117V116H240ZM245 117V116H244ZM243 117V118H244ZM259 119H260V117L262 118V119H264V116H257ZM3 120L2 121H5V122H7V120H8V118L6 117V114L5 113H3ZM63 118V117H62ZM75 118H76V116H75ZM118 118V119H119ZM128 118V117H127ZM126 118V119H127ZM131 118V117H130ZM130 118H129V120H130ZM143 118V119H142ZM226 118H228V117H226ZM225 118V119H226ZM242 118V119H243ZM42 119V118H41ZM52 119H54V118H52ZM95 119V118H94ZM122 120H123V118H121ZM120 119V120H121ZM126 119H124L125 121H126ZM134 119V120H135ZM233 119V118H232ZM248 119H249V117H248ZM253 119H255V118H253ZM259 119H257L258 120V122H260L261 121V119H260V121H259ZM43 120V119H42ZM57 120V119H56ZM71 120H73V118L71 117ZM74 120H76V119H74ZM109 120V121H110ZM119 120V121H120ZM121 120V121H122ZM123 120V121H124ZM128 120V121H129ZM131 120H132V118H131ZM155 120V121H154ZM227 120V119H226ZM229 120H230V118H229ZM256 120V121H257ZM19 121V120H18ZM29 121V120H28ZM31 121V120H30ZM58 121V120H57ZM61 121V120H60ZM113 121V120H112ZM111 121V122H112ZM116 121V120H115ZM127 121V122H128ZM157 121V122H156ZM222 121V120H221ZM234 121H235V119H234ZM237 121V120H236ZM244 121H245V119H244ZM253 121H255V120H253ZM137 122V121H136ZM154 122H156V123H154ZM159 122V124H158V126L156 127L155 125L157 124ZM210 122H211V119H210ZM223 122V121H222ZM222 122H220V123H222ZM228 122V121H227ZM230 122H231V120H230ZM229 122V123H230ZM53 124H54V122H52ZM59 123V122H58ZM70 123V122H69ZM114 123V122H113ZM119 123V122H118ZM130 123V122H129ZM152 123V125H151V129H150V124ZM162 123L165 125V123H167L165 126L164 125H162ZM190 123V124H189ZM197 125H196V124ZM224 123V122H223ZM229 123H228V125H226V126H228V128H230L229 127ZM249 123V122H248ZM29 124V123H28ZM35 124V123H34ZM79 124V123H78ZM107 124H110L109 122L107 123ZM124 124H126L127 126H128V124L127 123H124ZM136 124V123H135ZM153 124H154V126H153ZM195 124V125H194ZM231 124H233V122L231 123ZM230 124V125H231ZM235 125L237 124L236 122L234 123ZM241 124V123H240ZM239 124V125H240ZM256 124V123H255ZM260 124H264V123H261L260 122ZM1 125V124H0ZM74 125V124H73ZM119 125H120V123H119ZM118 125V126H119ZM130 125H133L134 126V124H130ZM129 125V126H130ZM169 125H171L169 128H172V134L169 136V137H166L167 139H169V138H171V140H172V144H176V146H177V143H178V146L180 147V148H183V149H180L179 150V152L181 153V155H180V158H179V155L177 154V151H178V149H176V148H179V147H173L170 143V141L168 142V140L167 139H164L165 137H163L162 135H166V133H164V132H162L163 131V127H167V126H169ZM194 125V126H193ZM212 125L210 126V127H212ZM222 125V124H221ZM245 125H247L246 124V122H245ZM249 125V124H248ZM247 125V126H248ZM262 125L259 127H255L256 128V130H255V128H254V133L255 132H257L258 130H260V129H262ZM26 126V125H25ZM35 126V125H34ZM44 126V125H43ZM56 126V125H55ZM70 126V125H69ZM72 126V125H71ZM70 126V127H71ZM94 126V125H93ZM124 126V125H123ZM128 126V127H129ZM138 126V125H137ZM195 126H197L196 128H197V130H198V128H199V130L201 131H199V133H200V136H199V133L198 132H195V130L194 129H196V128H193V127H195ZM225 126V127H226ZM232 126V125H231ZM4 127V126H3ZM249 127V126H248ZM247 127V128H248ZM251 127H252V123H250V127L248 128L249 130H251ZM254 127V126H253ZM35 128H38V127H36L35 126ZM50 128V127H49ZM48 128V129H49ZM68 128V127H67ZM73 128H75V127H73ZM76 128H79V127H76ZM130 128H131V126H130ZM133 128H135V126L133 127ZM148 128H149V130H148ZM243 127L241 126V129H242ZM258 128V129H257ZM260 128V129H259ZM25 129V128H24ZM57 129H58V127H57ZM101 129V130H100ZM125 129V128H124ZM127 129V128H126ZM231 129V128H230ZM244 129H246V127L244 128ZM244 129H243V132H245L244 131ZM248 129H246L247 131H248ZM9 130V129H8ZM28 130H30V129H28ZM35 130V129H34ZM68 130H70V129H68ZM72 130V129H71ZM98 130H100V132H98ZM162 130V131H161ZM165 130H167V129H165ZM196 130V131H197ZM213 130V131H214ZM222 130V129H221ZM232 130V129H231ZM25 131H27V130H25ZM36 131V130H35ZM135 132H136V134H137V131L136 130H134ZM210 131V132H209ZM226 132L227 131H229V130H225ZM233 131V130H232ZM232 131H231V133H232ZM262 131V130H261ZM261 131H259V132H261ZM11 132H13V131H11ZM28 132V131H27ZM32 132V131H31ZM34 132V131H33ZM104 134L106 133V132H104V131H102ZM112 132V131H111ZM111 132H110V134H108V132H107V134H105V135H107V137H108V135H110V137L109 138H112L111 137ZM132 132V131H131ZM162 132V133H161ZM195 132V133H194ZM219 131H217V133H218ZM239 132V131H238ZM240 132H241V130H240ZM240 132H239V134H240ZM8 133V132H7ZM23 133V132H22ZM30 133V132H29ZM68 133V132H67ZM78 133V132H77ZM113 133V132H112ZM171 133V132H170ZM197 133H198V135H197ZM222 133V132H221ZM229 133H230V131L228 132V135H229ZM247 135H248V133H249V131H248V133L247 132H245ZM254 133L252 132V134L254 135ZM65 134V133H64ZM86 134V133H85ZM150 136H149V135ZM162 134V135H161ZM205 134V135H204ZM212 134H216L215 132H213ZM226 133H224V135H225ZM235 134V133H234ZM236 134H238V133H236ZM255 134H257V133H255ZM259 134V133H258ZM263 134V133H262ZM13 135H17V134H13ZM20 136H21V133L19 134ZM28 135V134H27ZM68 135H69V133H68ZM68 135H66V136H68ZM81 135H82V133H81ZM88 135V134H87ZM89 135H90V133H89ZM163 137L162 139H161V136ZM202 135H203V137H202ZM219 135V134H218ZM231 135V134H230ZM229 135V136H230ZM233 135V134H232ZM251 135V134H250ZM249 135V136H250ZM259 135H261V134H259ZM264 135V134H263ZM4 136H5V134H4ZM19 136V137H20ZM46 136V135H45ZM66 136H65V138H66ZM75 136V135H74ZM79 136V135H78ZM78 136H76V137H78ZM117 136V135H116ZM128 136V135H127ZM127 136H124V138H126ZM213 136H215V135H213ZM213 136H211V137H213ZM221 136H223L222 134H221ZM228 136V137H229ZM239 136V135H238ZM242 137H244V134L243 135H241ZM18 137V136H17ZM23 137H24V135H23ZM59 137V136H58ZM235 137V136H234ZM233 137V138H234ZM253 137V136H252ZM256 137H258V136H256ZM261 137V136H260ZM263 137V136H262ZM15 138V137H14ZM36 138V137H35ZM38 138H39V136H38ZM40 138H41V135H40ZM54 138V137H53ZM51 139V140H54V139ZM71 138V137H70ZM81 138V137H80ZM120 138H121V135H120ZM123 138V137H122ZM124 138L122 139L123 141H124ZM127 138H130V135H129V137H127ZM127 138H126V140H127ZM135 138V137H134ZM209 138V137H208ZM207 138V139H208ZM214 138V137H213ZM226 137H224V139H225ZM245 138L247 139V136L245 135ZM264 138V137H263ZM262 138V139H263ZM9 139V138H8ZM18 139V138H17ZM21 139H23L22 137H21ZM37 139V138H36ZM48 139V138H47ZM76 139H79V138H76ZM113 139V138H112ZM216 139H218V137L216 138ZM219 139H221V138H219ZM218 139V140H219ZM222 139H223V137H222ZM226 139H228V138H226ZM242 139V138H241ZM250 139H251V136H250ZM253 139V138H252ZM251 139V140H252ZM254 139H256L255 137H254ZM261 139V140H262ZM12 140V139H11ZM11 140H9V141H11ZM15 140V139H14ZM29 140H30V138H29ZM31 140H32V136H31ZM39 140V139H38ZM45 140V139H44ZM49 140V139H48ZM60 140H61V137H60ZM66 140H67V138H66ZM130 141H131V139H129ZM137 140V139H136ZM211 140H212V138H211ZM234 140V139H233ZM244 138H243V142H244ZM248 140V139H247ZM250 140V141H251ZM264 140V139H263ZM18 141H20V139H18ZM18 141H17V143H18ZM21 141H23V140H21ZM39 141H42V139H40ZM39 141H37V142H39ZM70 141V140H69ZM74 141H75V138H74ZM167 141V142H166ZM175 141V142H174ZM222 141V140H221ZM246 141V140H245ZM258 141V140H257ZM30 142H32V141H30ZM47 142V141H46ZM50 142V141H49ZM71 142V141H70ZM69 142V143H70ZM127 142V141H126ZM13 143H14V145H16L15 143H16V141H13ZM23 143V142H22ZM67 143V144H66ZM72 143H73V140H72ZM79 143V142H78ZM87 143V142H86ZM85 143V148L88 146L87 144ZM163 143H165V144H163ZM170 144V146H169V144ZM223 143H224V140H223ZM226 143V142H225ZM224 143V144H225ZM238 143V142H237ZM249 143V142H248ZM254 143V142H253ZM37 144H39V143H37ZM49 144V143H48ZM71 144V143H70ZM75 143H73V145H74ZM128 144V143H127ZM126 144V145H127ZM219 144V143H218ZM240 144V143H239ZM238 144V145H239ZM258 144L259 143H257V144H253L254 146L256 145V146H258ZM260 144H261V142H260ZM263 144L264 143H262L261 144V146H263ZM24 145H25V143H24ZM32 146H33V144H31ZM42 144L40 143V149H38V150H36L35 151V153H40V155H42L43 154V152L45 151H43V149H44V144H43V147L41 146ZM55 145V144H54ZM107 145V144H106ZM116 146H117V144H115ZM121 145V144H120ZM129 145V144H128ZM130 145H131V143H130ZM238 145H237V147H238ZM246 144L244 143L243 144V146H245ZM31 146V147H32ZM45 146H47L48 147V145H45ZM78 146V145H77ZM132 146V145H131ZM165 146H167V147H173V148H175L174 150H176V156L174 155V150H173V153L172 154H169L167 151H172V149H167V147H166V149L164 148V149H162L163 147ZM188 146V147H187ZM199 146H196L197 148L199 147ZM208 146V145H207ZM226 146H227V143H226ZM240 146V145H239ZM242 146V145H241ZM242 146V147H243ZM247 146H249V145H247ZM251 146V145H250ZM255 146V147H256ZM260 146V149L261 148H264V147H261ZM30 147V146H29ZM50 147V146H49ZM52 147V146H51ZM60 147V146H59ZM69 147H70V145H69ZM81 147V146H80ZM82 147H84V146H82ZM162 147V148H161ZM23 148V147H22ZM24 148H23V150H24ZM34 148V147H33ZM37 148H39V147H37ZM46 148V147H45ZM107 148V147H106ZM112 148V147H111ZM114 148V147H113ZM132 148V147H131ZM140 148V147H139ZM187 148H189V149H187ZM208 148V147H207ZM244 148V147H243ZM249 148V147H248ZM251 148H252V146H251ZM259 148V146L257 147V149ZM32 149V148H31ZM46 149H48V148H46ZM60 149V148H59ZM87 149V148H86ZM85 149V150H86ZM89 149V148H88ZM101 149L103 150V151H101ZM127 149V148H126ZM196 149V148H195ZM227 149V148H226ZM253 149V148H252ZM251 149V150H252ZM34 150H35V148H34ZM63 150V151H64ZM71 150V149H70ZM109 150H111L112 151V149H110L109 148ZM109 150L107 149L106 151L109 153ZM119 150H120V148H119ZM131 150V149H130ZM166 152H165V151ZM221 150V149H220ZM229 150V149H228ZM243 150H247V149H243ZM256 150V149H255ZM255 150H252L251 152H253V151H255ZM40 151H42V153L40 152ZM56 151V150H55ZM59 151H61V150H59ZM62 151V152H63ZM90 151V152H89ZM113 151H115V150H113ZM122 151H125V149L123 148L122 149ZM127 151V150H126ZM169 151V152H170ZM238 151V150H237ZM261 151V150H260ZM260 151L258 150V151H256V152H259L260 153ZM264 151V149H262V151L261 152H263ZM21 152V153H20ZM50 152H51V150H50ZM84 153H86V151H83ZM178 152V153H179ZM234 152H235V150H234ZM256 152H255V154H256ZM38 153V154H39ZM48 153H49V150H48ZM56 153V152H55ZM59 153V152H58ZM111 153V152H110ZM109 153V154H110ZM125 153V152H124ZM131 153V152H130ZM129 153V154H130ZM220 153V152H219ZM238 153V152H237ZM248 153V152H247ZM250 153V152H249ZM249 153L248 154H244L245 156H250L249 155ZM111 154H113V153H111ZM134 154V153H133ZM200 154H202V153H200ZM216 154V153H215ZM223 154V152L220 154V156ZM225 154V153H224ZM235 154V153H234ZM251 154V153H250ZM252 154H254V152L252 153ZM131 155V154H130ZM135 155V154H134ZM169 157H168V156ZM170 155H172V158L170 157ZM178 155V156H177ZM217 155V154H216ZM219 155V154H218ZM237 155V154H236ZM258 155V154H257ZM43 156H44V154H43ZM61 156V155H60ZM72 156L74 157V158H72ZM113 156V155H112ZM203 156V155H202ZM247 156V157H248ZM262 156H263V153H262ZM47 157H50V156H46V158H44L46 161H47ZM51 157H52V155H51ZM50 157V158H51ZM166 157H167V159H172V161H173V159L175 160V158L176 157H178V158H176V160L177 159H180L179 161L180 162H177V163H171V161L169 162V161H167V159H166ZM174 157V158H173ZM207 157V156H206ZM246 157V158H247ZM256 157V155H254V158ZM259 157H261V154H260V156L258 155V157H256V158H258V161H260V162H262V160H261V158L259 159ZM140 158V157H139ZM158 158H160V160H161V158H164V159H166V160H164V162H162V160L160 161ZM205 158V159H204ZM208 159H210L211 157L209 156V157H207ZM245 158V159H246ZM254 158H251V159H254ZM262 158H264V156L262 157ZM43 159V158H42ZM65 159V160H66ZM212 159V158H211ZM219 159V158H218ZM248 159V158H247ZM251 159H250V161H248V163L250 162L251 163ZM30 160V161H29ZM222 160V159H221ZM255 161H257V159H254ZM41 161H43V160H41ZM46 161H44V162H46ZM142 161V160H141ZM166 161V162H165ZM215 161V163L216 164H220V163H217V159L216 160H214ZM219 162H221L220 161V159L218 160ZM263 161H264V159H263ZM28 162H31V167L30 168H35L36 169V171L34 172L35 174H33V173H31L30 172V170L28 169V166H27V163ZM43 162V163H44ZM87 162V161H86ZM85 162V163H86ZM164 163V164H166L165 165V168L166 169H163V165H162V168L161 167H158V166H160V164H162V163ZM244 162V161H243ZM252 162H253V160H252ZM80 163V164H79ZM158 163H160V164H158ZM223 163H225V161L223 162ZM244 163H247L246 161L244 162ZM254 163V162H253ZM263 163L264 162H262L261 164H262V166H263V168H264V165H263ZM39 164H41V163H39ZM118 164V163H117ZM158 164V165H157ZM210 164V165H211ZM221 164H222V162H221ZM229 164V163H228ZM241 164V163H240ZM28 165H29V163H28ZM42 165V164H41ZM50 165H52V167L51 168H48ZM146 165V164H145ZM187 165H189V168H185V166H187ZM230 165H232V164H230ZM242 165V167H244V164H241ZM247 165V164H246ZM253 165H255V164H253ZM258 165H260V163H258ZM258 165H255V168L258 166ZM30 166V165H29ZM102 166V167H101ZM117 166V165H116ZM122 167H123V165H121ZM228 165H226V167H227ZM233 166V165H232ZM238 166V165H237ZM236 166V167H237ZM261 166V165H260ZM259 166V167H260ZM42 167H46V166H44V164L42 165ZM66 167H68V170L70 171L69 173L67 172V170L65 171L64 169H66ZM110 167V166H109ZM176 167V168H175ZM211 167V168H212ZM229 167V166H228ZM239 167V166H238ZM250 169L252 170V165H250ZM64 168V169H63ZM118 168V167H117ZM160 168V169H159ZM210 168V167H209ZM210 168V169H211ZM262 168V167H261ZM261 168L260 169H258V170H260V172H261ZM262 168V169H263ZM164 170V171H162V170ZM220 169V168H219ZM222 169H224V166H223V168ZM235 169H237V168H235ZM243 169V168H242ZM246 169L247 170H250V169H248L247 167H246ZM103 170V169H102ZM101 170V171H102ZM162 171V172H167L168 174H166L165 175V173H162V172H160L159 173V171ZM233 170H234V168H233ZM239 170H241L240 168H239ZM245 170V169H244ZM257 170V169H256ZM88 172V174H87V172ZM103 171H105V170H103ZM110 172V170H109V168H108V170H107V167H106V171L103 173L104 175H105V173H106V177H105V181L104 182H107V183H110L109 182V179H110V177H108L109 176V172ZM158 171V172H157ZM223 171V170H222ZM236 171V170H235ZM253 171H254V173H255V175L256 176H258L257 175V173H258V171H255L254 169H253ZM252 171V172H253ZM115 172H117V171H115ZM227 172V171H226ZM225 172V173H226ZM259 172V173H260ZM68 173V174H67ZM102 173V172H101ZM228 173V172H227ZM226 173V174H227ZM230 173H233V172H230ZM237 173V172H236ZM262 173V172H261ZM261 173H260V177L262 178L263 176L261 175ZM103 174L101 175L102 177H104L103 176ZM209 176H208V175ZM218 174H221V173H218ZM225 174V175H226ZM238 174V173H237ZM98 175H100V174H98ZM165 175V176H164ZM178 175L180 176V177H178ZM212 175V176H211ZM215 175H217V173L215 174ZM214 175V176H215ZM224 175V174H223ZM230 175V174H229ZM240 175H242V174H240ZM252 175H253V173H252ZM95 176H97L98 178H96ZM172 176H177V178L175 177V178H173V179H171V177ZM227 176V175H226ZM95 177V178H94ZM233 177H234V175H233ZM240 177V176H239ZM146 178V177H145ZM166 178H170L171 179V181L170 180H168V179H166ZM226 178V177H225ZM229 177H227V179H228ZM260 178V179H261ZM97 179V180H96ZM106 179H107V181H106ZM215 179H217V178H215ZM232 179H236L235 177L234 178H232L231 177V181H232ZM237 179H239V178H237ZM236 179V180H237ZM254 179V178H253ZM257 179H259V177H257ZM257 179H255V180H257ZM259 179V180H260ZM264 179V178H263ZM262 179V180H263ZM111 180V179H110ZM168 180V181H167ZM219 180H221V179H218V181ZM223 180V179H222ZM225 180V179H224ZM229 180V179H228ZM235 180V181H236ZM255 180H254V182H255ZM261 180V181H262ZM260 181V182H261ZM97 182V183H96ZM114 182V181H113ZM212 182V183H211ZM233 182V181H232ZM231 182V183H232ZM236 182H238V181H236ZM254 182H252V184L254 183ZM259 182V183H260ZM264 182V181H263ZM262 182V183H263ZM218 183V182H217ZM220 183V182H219ZM219 183H218V185H219ZM224 183V181H222V184ZM227 183V182H226ZM234 183V182H233ZM232 183V184H233ZM257 183V182H256ZM255 183V184H256ZM259 184V186L256 188V193L258 194V197H259V195H260V192H263L264 190V187L262 188V190L261 191H259V187H260V185H263V184ZM102 184V183H101ZM104 184V183H103ZM111 184H112V181H111ZM110 184V185H111ZM222 184H220V185H222ZM232 184H230L231 185V188L228 190V192L232 189ZM235 184V183H234ZM233 184V185H234ZM98 185V186H97ZM110 185H108L107 184V186H110ZM226 185L227 184H225V187H226ZM238 185V184H237ZM237 185H235V186H237ZM256 185H258V184H256ZM216 186H217V184H216ZM234 186V187H235ZM264 186V185H263ZM100 188H102L101 186H99ZM219 187V186H218ZM224 187V186H223ZM224 187V188H225ZM227 187H229V185L227 186ZM233 187V188H234ZM108 188V187H107ZM223 188V189H224ZM22 189V190H21ZM109 189V188H108ZM226 189V188H225ZM236 189H238V188H236ZM257 189H258V191L259 192H257ZM110 190V189H109ZM235 190V189H234ZM233 190V194H234V192H236V191H234ZM255 190V189H254ZM238 191V190H237ZM20 192H21V194H20ZM230 192H232V191H230ZM108 193H109V196H108ZM250 193H251V191H250ZM24 194V195H23ZM132 194H133V192H132ZM236 194V193H235ZM240 194H242L241 192H240ZM262 194V193H261ZM264 194V193H263ZM229 195V194H228ZM237 195H239L238 193H237ZM108 196V197H107ZM230 196H231V193H230ZM236 196V195H235ZM235 196H232V197H235ZM240 196V195H239ZM239 196H238V198H239ZM255 196V195H254ZM261 196H263V195H260V197ZM127 197V196H126ZM129 197V196H128ZM178 197H180V198H178ZM182 197H183V199H182ZM184 197H188L190 200H189V203H187L186 205H184L183 206V204L182 203H184L185 204V202H187L186 201V199L184 200ZM256 197H257V195H256ZM259 197V198H260ZM236 198V197H235ZM238 198H236V199H238ZM258 198V203H262V204H260V205H264L263 203V201H264V199L263 198H261L263 201L261 202V200ZM236 199H234V201L236 200ZM242 199H244V196H243V198ZM114 200H115V198H114ZM123 200V199H122ZM180 200H184V202H181V204H180ZM243 201V200H242ZM241 201V202H242ZM253 200H251L250 202H252ZM112 202H113V205H114V202L115 201H113L112 200ZM121 202V201H120ZM119 202V203H120ZM176 202H178L177 204H176ZM110 203V202H109ZM116 203V202H115ZM127 203V205H128V202H126ZM252 203H255V201L254 202H252ZM111 204V203H110ZM109 204V205H110ZM121 204H122V202H121ZM125 204V203H124ZM123 204V205H124ZM117 206H118V204H116ZM126 205V206H127ZM238 206V207H237ZM257 207V206H256ZM110 208H111V206H110ZM169 208L171 209V211L169 210ZM245 208V207H244ZM251 208H253V207H251ZM261 208V207H260ZM262 208H263V206H262ZM127 209H129V207L127 206ZM129 209V210H130ZM162 209H164L163 210V212L164 213H166V214H164L163 212H162ZM165 209L167 210V212L165 211ZM174 211H173V210ZM249 209V208H248ZM114 210V209H113ZM119 210V209H118ZM122 210V209H121ZM153 210H155V211H157L156 213H158L159 212V214L158 215H156L155 213H154V211ZM249 210H251V209H249ZM257 210V211H256ZM120 211V210H119ZM127 212H128V210H126ZM153 211V212H152ZM160 211H161V213H163V215H161V213H160ZM128 212V213H129ZM133 212V213H132ZM171 214H170V213ZM252 212V211H251ZM264 212V211H263ZM123 213V212H122ZM111 214V215H110ZM133 214V215H132ZM168 214V215H167ZM170 214V215H169ZM235 214V215H234ZM236 214H238L237 215V217L238 216H240V217H242L243 218V220L239 217V220H241V221H243L242 222V224H243V226L242 225H240V227H241V230H240V227H239V232H237L236 231V229H233V227L235 226V228H236V226H238V224L236 223L237 221H239V220H236V219H238V218H236L235 216H236ZM252 214H253V212H252ZM116 215V214H115ZM125 215H127V214H125ZM160 215V216H159ZM112 216V217H111ZM123 216H124V214H123ZM159 218H158V217ZM232 216H233V220H231L232 219ZM115 217V216H114ZM234 217H235V220H236V224L237 225H235V223L234 222H231V221H235L234 220ZM162 218V219H161ZM256 218V217H255ZM245 219V220H244ZM260 219V220H259ZM115 220V221H114ZM126 220V221H127ZM131 220V219H130ZM180 220V222H181V224H178L179 221ZM248 221V222H247ZM130 222V221H129ZM240 222V221H239ZM138 223V224H137ZM132 224V223H131ZM239 224H241V223H239ZM234 225V226H233ZM116 227V228H115ZM188 227H189V230H187V233H186V228L188 229ZM258 227V228H257ZM257 228V229H256ZM115 230H116V232H115ZM185 230V233L184 234H182V232ZM120 233H119V232ZM127 231V232H126ZM146 231V232H145ZM133 232V231H132ZM131 232V233H132ZM118 233V234H117ZM134 233H136V232H134ZM25 235V237H23L24 235ZM146 234L148 235L149 234V237H147L146 236ZM258 234H260V236H261V238H260V236L258 237ZM23 235V236H22ZM27 235V236H26ZM127 235V236H126ZM122 236H124L123 238L124 239H120ZM132 236H133V233H132ZM136 236H138V234L136 235L135 234V236H134V238L136 237ZM184 236H186L185 237V239L187 238V237H190L188 240H184L183 238H184ZM26 237H28L27 239H29V240H33V242L35 241V239H37L36 241H39V243H40V240H42L43 242H44V244H43V246L41 247V249H40V251H39V253H40V255H41V257L39 258V256H38V251L36 252V254H33V253H30V252H28L29 253V255H28V253L26 252V251H30V241L28 242L29 243V249H27L26 247V251H24V250H22V248L21 247H23V245H22V242L26 239ZM145 237V238H144ZM138 238V237H137ZM263 238V239H262ZM132 239V238H131ZM184 240L183 242L181 241V240ZM256 239H258V240H262V241H260L261 242V245H259L258 247H259V249H261V250H263L262 252H263V254L260 252V250L259 249H257L258 247H256V250H255V248H254V244H253V242H254V240L256 241V242H258V240H256ZM138 240H139V238H138ZM136 241V240H135ZM25 243H27V240H25L24 241ZM27 243V244H28ZM38 243V244H39ZM124 243L126 244V246H124ZM18 244H20V245H22V246H20L19 248H21V249H18L17 248V246H18ZM32 245H34L33 243H31ZM38 244H35V245H37V247L38 246H40V245H38ZM40 244H42V243H40ZM58 244V245H57ZM137 244V243H136ZM260 244V243H259ZM59 245H61V247L64 245V247H65V249H63V248H61V247H59ZM69 245H71V246H69ZM53 246V247H52ZM58 246V247H57ZM124 246V247H123ZM255 246H257V245H255ZM50 247H52V248H54L55 247V250L56 249H63L61 252H60V254L58 255H55V254H53L52 255V253L53 252H55V250L53 251V252H50V250L48 251V252H50V254L47 252V249L48 248H50ZM57 247V248H56ZM254 249H253V248ZM24 248V247H23ZM34 248V247H33ZM40 248V247H39ZM35 249V248H34ZM167 249V250H166ZM20 251L21 250V252H23L24 251V253H18L19 255H16L15 253H17V251ZM32 250V252H33V249H31ZM36 250V249H35ZM38 250V249H37ZM257 250H259V251H257ZM52 251V250H51ZM57 251V250H56ZM245 251V252H244ZM25 252H26V254L28 255H26L25 254ZM150 252H152V251H150ZM155 252H152L153 253V255H154V253ZM158 252V251H157ZM167 253H168V251H167ZM244 253H246V254H244ZM10 254H14L15 256H17V258H15L14 256H10ZM160 254V253H159ZM158 254V255H159ZM49 255V256H48ZM148 255V254H147ZM166 255H168V254H166ZM165 254L163 255V256H165L166 258H167V256H166ZM23 256V255H22ZM26 256V257H25ZM74 256V255H73ZM123 256H125V258L123 257ZM157 257V254L155 253V255H154V257ZM160 256V255H159ZM251 256H252V258H251ZM7 257V258H6ZM55 257H57V258H55ZM62 257H64V256H61L60 257V259H62L63 260V258ZM75 257V256H74ZM165 257H160V260L162 261L163 260V258H164V260L166 259ZM256 256H255V258H257ZM9 258H10V260H9ZM11 258H12V261H11ZM254 258V259H255ZM6 259H8V261L6 260ZM23 259V260H24ZM60 259H59V262H61L60 261ZM129 259V258H128ZM128 259H126L127 260V262H128ZM158 259H159V257H158ZM254 259H252L250 262L253 264V262L252 261H255ZM23 260H21L22 261V263H23ZM67 260V259H66ZM130 260V259H129ZM18 261H20L19 259H18ZM20 261V262H21ZM69 261V260H68ZM68 261H66V262H68ZM74 261V260H73ZM151 261H153V260H151ZM161 261H160V263H158V261H156V263H158V264H161ZM20 262H19V264H20ZM64 262H65V260H64ZM65 262V263H66ZM148 262V261H147ZM155 262V261H154ZM165 262H167V260L165 261ZM250 262H248V264H250ZM21 263V264H22ZM63 263V262H62ZM61 263V264H62ZM255 263V262H254ZM257 263V262H256ZM17 264V263H16ZM60 264V263H59ZM127 264V263H126ZM149 264V263H148ZM162 264H164V262H162ZM259 264V263H258ZM263 264H264V262H263Z\"/></svg>",
    "mask_w": 264,
    "mask_h": 264
},
{
    "label": "rangeland",
    "instance_id": "rangeland-1",
    "mask_svg": "<svg viewBox=\"0 0 264 264\" xmlns=\"http://www.w3.org/2000/svg\"><path fill=\"white\" fill-rule=\"evenodd\" d=\"M18 1V2H17ZM22 1V2H21ZM24 1V2H23ZM73 1V4L71 3V1H69L68 0V2L66 1V0H35L34 1V3L35 2H40L39 4H34L33 3V1L31 0V1H27V0H0V57H1V59H0V65L2 66H0V140L2 139V140H4V137L6 138V140H4V141H7V142H9L10 144H13V146L14 147H17L18 148V146H19V148H20V146H21V154H27L28 153V151L29 150H25V148L24 147H28V148H30V150H32V151H30L31 153L32 152H34V153H32L31 155H30V157L31 156H33V154H34V156L35 155H39V156H41V158L39 159V158H37L36 160H38L39 162L38 163H36V164H38V168H40V169H44V168H47V166L49 165L48 164V162H50V164L51 163H53V165L55 164H57L58 166H59V162H61L62 164L64 163L65 164V166H66V164H67V162L65 163V161H67V159H68V157H69V155H71L72 153H71V151L73 150L72 149V147H76L75 149H78V151H77V153L79 152V150L80 151H82V152H79L78 154L77 153H75L74 152V150H73V155L74 154H77V156H78V159H77V157H76V161L78 160L79 161V157H80V162L83 160V158L85 159V161L83 160V163L81 162V164H83L82 166H84L85 168H87L88 167V160H90L91 159V157L88 159V160H86L87 159V152H88V150H92V152L93 153H95L96 154V151H99V150H97V149H99L101 146H104L105 147V149L107 150H109V148L110 149H112V151L111 150H109V153L111 152V153H113V154H109L106 150L105 151H103L102 149H101V151H103L102 153H103V155L105 156V155H109L108 156V158L111 156L112 157V159L110 158V160L108 159H105L104 160V163H108V161H110V164H106V165H104L102 168H101V170L103 169V170H105L106 171V167H107V170H108V168H109V170H110V172H109V176L108 177H110V179H109V182L110 183H107L108 181H107V179H106V181L107 182H104L105 181V177H106V173H105V175L103 174L105 171H101L100 170V172H98V174H100V175H98L97 174V176L98 177H100V178H98L97 176H95L96 178H98V180H97V182H99V179H101V181L99 182V183H97L99 186H101L102 187V185L105 187V185H106V187L104 188V191L106 192V190L109 192L110 191V196H111V199L109 198V200H107L105 203L107 204V208H109L108 210L110 211V210H112V211H110V212H112L111 214H112V218H116V216H117V214L119 215V216H121V217H124V219H125V217L126 216H128L127 218H128V220L127 219H125V222L127 223H129L128 225H127V227H126V229L127 230H132L131 232L133 233V236H132V233L130 232L129 234H127L126 236L127 237H129V239L128 240H133L132 241V244H134L133 242H135V244L134 245H141L142 246V249H141V246L139 245V247H140V249L141 250H146V246H147V242H145L146 240L145 239H143V238H140L139 237V233L137 232V230L138 229H136L135 230V227H138L139 226V224L138 225H135L136 224V222H139L138 220H133L132 219V216H129V214L131 215V205H132V202H130V201H132V200H130V201H127V200H129V199H131V198H133V196H134V194L136 193L135 191H138L139 190V187L141 188L142 187V185H143V183L145 182V180L147 179V177H148V174H150V172H151V169H149V168H151V165H150V167H149V164L146 162V161H144L145 159L142 157V154H141V146H142V138H143V136L142 135H144L145 136V132H143L144 131V127L143 126H141L140 124H142L141 122L138 124V120L137 119H135L134 118V115H138V110H139V112H140V110H141V112L144 114V111H143V108H147V110L149 111L150 110V112L151 111H155L156 109H154L155 107H156V105H157V107H158V104L156 103V105H154L153 107L154 108H152V107H148V106H146V105H149V106H151V105H153V103L152 104H147L149 101H147L146 102V104L144 105V103L143 102H145V100H147V99H151V100H153V98H150L152 95L151 94H149V93H144L143 95H145L146 97H143V95H141V99H142V97L145 99L143 102H142V100L141 99H139L140 98V95H139V97L136 99V100H138V101H136V100H134V99H132V97H130L129 99L131 100L132 99V101H128V102H126V100H125V102L124 101H119L117 104H119V105H123V106H125L126 107V105H127V103H128V105H127V107L125 108V107H123L122 105L121 106H119V107H123L122 109L126 112V110H129L130 109V111H128V112H124L123 110V113H122V115L123 114H125V115H123L124 117H121V118H123V120L124 119H126L127 117V119H126V121L124 120H122L121 118H119L118 116H117V114L116 113H114L115 114V120L114 119H111L110 120V118L108 117L107 118V120H108V122L110 123V124H107L106 122L104 123L105 124V127L107 126V132H108V134H110V132H111V137L113 138H109L110 137V135H108V137H107V135H105V134H107V132L105 131L106 130V128H105V130H102V131H104V132H106L105 134L101 131L100 132V130H98V132H100L99 134H97V143L96 144H98L99 143V147H97V146H95V143L92 145V144H89L90 143V140L88 139L87 140V138H89V136H91V134L94 132V130H93V128L94 127H96V124H97V121H98V119L100 118V116H101V114H102V112H103V108H105V105H104V102H105V104H106V99L109 97V93H111L112 92V90H113V88H114V91L116 92V93H120L121 92V88L119 89L120 90V92H119V90L117 91L115 88H117V86L116 85H114V83H113V79H112V76L111 77H109L110 76V74L107 76V74H108V72H106V71H108V70H105V68H103L102 70H101V68L99 67V65H98V68H97V63L96 62H94V63H91L92 65L90 66V65H88V67H84V64H83V62H84V60H85V58L87 59V57H85L84 56V54H86L87 53V55H90V53L94 50L93 49V47L94 46H92V45H88V47H86L85 48V53H83L82 54V56H79L78 57V59H79V62H75V61H73L72 62V66H70V65H67V70H69V73H67L66 75H67V77H69L70 76V78H65V80L66 79H69V80H71V79H73V81H74V83L72 82V80H71V83H72V88L73 89H75L74 90V92H73V89H71L70 87V85L71 84H68V86L65 84V82H69V80L68 81H64V79H61V80H63V81H60L59 83H60V85H58L57 84V82H53L54 81V77L52 76V73L50 74V72H48V71H44V70H42V69H40L41 67L34 61V59H33V55H34V50H35V47L34 48H32V54H31V50H30V52H29V55L30 56H28V58L26 57L28 54H25V51L24 50H26L23 46L21 47V45H23V43L25 42V43H36V41L38 42V41H42V38H40L39 36H40V32H37V29L39 28V29H41V27H42V25H39V26H37L35 29L34 28H29L30 29V31H28L29 29L28 28H26L27 26L25 25V26H23V28L21 29L24 33H22V31H20V28H21V26H19V25H21L20 24V22H21V20H24V19H28L27 21L26 20H24L25 22H28V21H31L32 20V18H30L32 15L30 14V13H25L24 12V7L26 8V6H27V8L28 7H33V8H37V9H41V7H46V8H42L41 9V11H50L51 9H55V10H57V11H59L61 14H63V15H70L71 16V18L74 20V21H76V22H74L72 19V22H73V24H75V26H80L81 27V25L83 24V26H85V28H84V32L87 34V35H92V37L94 36V34L93 33H95V31L97 30H99L100 32L103 30V31H105V32H107L106 34H107V36L110 38V39H115L116 40V42H117V39L119 38V36H120V43L124 46V44H126L127 42H129L130 43V45H131V42L132 41H130V40H132V38H129V37H131V36H133V35H131L130 33V35L131 36H129L128 38L126 37V36H128V35H125V34H123V31L124 30H126V28H122V26H123V24L121 23V21L123 22V16H118L120 13L122 14V13H124V7L122 8V10L123 11H121L120 13H118V15L115 13V11H116V9L115 8H117V10H121V9H119V8H121L123 5H122V3H121V5L122 6H120V4L119 3H117V1L118 0H116V2L115 1H112L113 3H117L118 5H116L115 7H114V5L113 4H111V1L110 0H107V1H109L110 3H109V5L111 4V6H109V5H107L106 3H105V5H107V6H105L102 2H101V5H100V3L99 4H97L98 6H94V5H96L95 3H98L97 2V0H95L96 2L95 3H93L92 4V1H94V0H91V4L88 2L89 0H82V1H80V0H78V1H76L75 2V0H72ZM100 1V0H99ZM102 1V0H101ZM103 1H105V0H103ZM123 0H121V2H122ZM130 1V0H129ZM134 1V0H133ZM138 1H142V0H138ZM144 1H147V0H143L142 2H144ZM163 1V2H162ZM184 1V0H183ZM182 1V2H183ZM192 1H194V2H192ZM192 1H189V3L187 2V0H185V4L187 5V6H185V4L184 5H182L183 3H181V1L180 0H148V2L150 3H148L149 4V6L151 5V7L152 8H148V12H150L149 13V15L151 16V17H154V16H152V13H154L153 15H155V17L153 18V19H155L156 17V19H160L159 17H161V19H164V20H160L161 22V27L160 26H156V25H158V24H156L155 25V23H153L154 22V20L152 21V19H151V21H152V23H151V25L149 26L150 28H152V30L153 29H156V31H158V32H156V34H154V30L153 31H150L149 30V32L151 33V32H153V33H151V36L150 37H152L153 39H154V37L156 36H158V37H161L160 38V40L161 39H163V42H168V44L170 45V47H169V45H167L166 43V48H163V49H167L166 51L168 52V51H172L173 53L174 52H176V53H174V55H176L175 57L177 58L176 59V61H178V60H183V59H187V60H189V62L191 63L192 61L191 60H193V62L190 64V63H188V64H186L185 65V67H183L182 68V65L184 66V63H183V61H181L182 63L179 65V68L180 69H183V70H181L182 72L184 71V69H185V73H186V71L188 72L189 70H190V72L193 70H198L199 68V71H192L191 72V74H185V73H183L182 74V72L181 73H179V74H181V75H179V74H177V76H178V78H181L182 76H184V74H185V76L186 75H188L187 77H189L188 79H190V78H193V79H195V78H198V80H199V78H203V79H205V80H203V87H202V89L204 88H207V82L211 79L212 81H214L213 82V84L214 85H212V87L213 88H207V90L209 91V89H210V91L212 92H207V90H203L204 91V93H203V91H202V93H200L201 95H206V96H208L209 97V104L211 103V104H213V100L211 101L210 100V98L211 99H213V97L214 98H216V97H218V98H226V100H225V102L227 103V104H230L231 103V99H234V101H235V103L237 102V104H241L242 105V103L244 104V106H247L246 108L242 105H239V107H240V112H242V113H238L239 112V107H238V105L237 104H235L234 103V105H232V110H233V112H228L230 115H228V113L226 114V112H225V114L226 115H224V112H221V115L220 116H222L220 119H219V129L218 130H214V128H213V123L215 122V120H213V118H211L210 116L211 115H209L208 116V114L206 113V117L208 116L209 117V121H208V125H212V127H210V126H208V129H210L211 128V133H208L207 135H205L206 137H204L203 139H205L206 140V147H205V149L203 148L201 151L200 150H198L199 148H201V147H203L202 145L201 146H199L198 144L196 145H192V146H190V147H195L194 149H189V148H187V149H189L191 152H193V154L195 153V152H200V153H202V154H200L199 153V155L201 156V157H205L206 158V160H209V162H210V160H213L214 159V157L215 156H217V157H215V159L214 160H216L217 159V163H220L219 165L218 164H216L215 163V161L213 160V164H211V162L209 163V167L211 168L212 167V165L213 166H216L215 167V171L213 172V174L215 175L216 173H217V175H213V177H214V179L212 180L213 181V184H215V185H212V187L213 188H215V189H217V188H219L220 190H224V191H226V195H227V197H229L228 199H230L231 200V198H232V203L235 205H238L239 203L241 204V203H243L244 202V204H245V208L242 206V205H238L241 209H242V207H243V209L246 211V213L248 214V215H250V217L248 218V221L250 220V219H252V220H254V221H258V220H255V219H257V218H259V214L258 213H260V211H264V205H260V204H262V203H258V198L260 197V195H263V196H261L259 199L261 200V202L263 201L261 198H263L264 199V191L263 192H260V195H259V197H258V194L256 193V188L259 186V184H261L263 181H264V168H263V166H262V162H264L263 161V159L264 158H262L263 156H264V151L263 152H261L262 151V149H264V148H261L260 149V146H261V144L262 143H264V124L262 125V124H260V122L261 123H264V119H262L260 116H264L263 114H264V98H262V96L264 97V95H262V94H264L263 92H264V74H263V72H264V0H203L204 2H207V3H203V1L201 2V1H195V0H192ZM226 1V2H225ZM235 3V1H236V3L235 4H233V2ZM250 1V2H249ZM79 2V3H78ZM81 2V3H80ZM106 2V1H105ZM131 2H132V0H131ZM192 2V3H191ZM197 2H198V4H197ZM200 2L201 3H203L202 4V6L203 7H200L201 6V4H200ZM210 2V3H209ZM212 2H214V3H216V4H214V3H212ZM225 2V3H224ZM229 2H232V4L233 5H235V7H234V9L235 8H237L238 6H239V9H240V14H239V16H238V19H239V22H240V24H239V22H236L235 24H234V26H233V24L231 23V26H230V24H229V21H226V22H224L225 24H222V23H219V24H217V27L215 26V25H213L214 24V22H216L215 20H213L214 18H211L213 15H214V11H212L211 13L212 14H208L209 15V17H208V15L206 14V13H204L201 17H203V16H206V17H204V18H201L200 16H198L199 15V13H203L204 12V10L203 9H205L206 8V5L207 4H211L212 5V7H215V9L216 8H219V9H221V7H223V8H225L224 10L225 11H228L227 10V7L228 6H230L231 8H229L228 7V9H232V7L233 6H231V5H228L229 4ZM252 2H253V4H252ZM6 3L7 4H9L8 6L6 5ZM31 3V4H30ZM69 3H71V4H69ZM196 5H195V4ZM239 5H238V4ZM247 5H246V4ZM66 4V5H65ZM80 4V5H79ZM103 4V5H102ZM148 4H146L147 6H148ZM168 4V5H167ZM191 6H190V5ZM249 4V5H248ZM256 4V5H255ZM18 5V6H17ZM39 5V6H38ZM58 5V6H57ZM68 5V6H67ZM71 5V6H70ZM78 5L80 6V7H84V8H79L78 7ZM192 5H193V7H192ZM195 5V6H194ZM198 5V6H197ZM220 5V6H219ZM238 5V6H237ZM254 5V6H253ZM13 6V7H12ZM20 6V7H19ZM72 6H74V7H72ZM101 6V7H100ZM104 6V7H103ZM160 6V7H159ZM169 6V7H168ZM175 6V7H174ZM189 6H190V8H189ZM243 6H245V7H243ZM7 7H8V9H7ZM107 7H110L109 9H107ZM112 7V8H111ZM187 7V8H186ZM191 7L192 8H194L195 9V11H194V9L192 10L191 9ZM196 7V8H195ZM197 7H198V9H197ZM199 7L201 8V9H199ZM242 7V8H241ZM11 8H12V10H11ZM105 10H107L106 12V14L104 13V12H102V11H105ZM163 8V9H162ZM189 8V11H194V15H195V12H196V9L198 10V12H197V17H200L199 19H200V22H195L196 21V16H193L192 17V15H193V12L191 13L190 12V14L188 13V12H184V11H188V10H186V9H188ZM98 10V12H97V10ZM110 9H112V11L113 10H115V11H113L112 13H115L119 18H121V19H119L117 16H115V18H114V15H112V13L110 14ZM154 9H155V11H154ZM171 9V10H170ZM2 10V11H1ZM6 10V11H5ZM14 10H16V11H18V14H17V12H15ZM201 10V11H200ZM203 10V11H202ZM216 10H218V9H216ZM223 10V9H222ZM224 10L222 11V18H223V16H224V18L227 16H225V14H226V12H224ZM9 11V12H8ZM13 11V13H11ZM95 11V13L97 12L98 14H99V16H100V19H98L99 18V16L98 15H93V12ZM109 11V12H108ZM160 11V12H159ZM164 12V14L162 13V12ZM166 11V12H165ZM178 11H180V12H178ZM206 11V10H205ZM218 11H220L218 14H220L221 13V10H218ZM231 11V10H230ZM232 11H233V9H232ZM246 11V12H245ZM6 12H8V13H6ZM20 12V13H19ZM24 12V13H23ZM99 12H101V13H103V14H105V15H107L106 17H105V19H107V20H105L104 19V15L103 14H100ZM158 12H159V14H158ZM171 12V13H170ZM1 13H3V14H1ZM92 15H91V14ZM161 13V14H160ZM188 13V14H187ZM22 14H24V15H22ZM30 14V15H29ZM120 14V15H121ZM158 14V15H157ZM163 14V15H162ZM12 15V16H11ZM20 15V17H18ZM22 15V16H21ZM25 15H28V16H30L29 18H28V16H25ZM109 15H112L113 16V18L112 17H109ZM147 16H149L148 14H146ZM170 15H172V16H170ZM189 15L191 16V18L192 19H195V21L193 20V22H194V25H193V22L191 23L190 21H189ZM230 15H231V13H230ZM229 15V11H228V17L230 16ZM6 16V17H5ZM14 16H15V19H14ZM70 16H69V18H70ZM87 16V18H85ZM96 16H98V18L96 17ZM103 16V17H102ZM150 16H149V20H150ZM159 16V17H158ZM186 16H187V18H186ZM4 17V18H3ZM116 17L119 19V20H117L116 19ZM123 17V18H122ZM214 17V16H213ZM1 18H3L2 20H1ZM8 18H11L10 20L8 19ZM23 18V19H22ZM110 18V19H109ZM136 18H139V17H136ZM135 18V19H136ZM140 18H142V17H140ZM146 17H144V20L146 21V19H145ZM207 18V19H206ZM223 18V19H224ZM243 18V19H242ZM5 19V20H4ZM14 19V20H13ZM17 19V20H16ZM31 19V20H30ZM116 19V20H115ZM134 19V18H133ZM134 19V20H135ZM170 19V20H169ZM174 19V20H173ZM198 19V18H197ZM202 19H203V21H204V19H206V21H204L205 22V25H203V21H202ZM210 19V20H209ZM226 19H227V17H226ZM242 19V20H241ZM104 22H103V21ZM133 20V21H134ZM138 20H140V19H138ZM137 20V21H138ZM144 20L142 19V21H141V23L143 22L144 23ZM172 20H173V22H172ZM254 20V21H253ZM4 21H6V22H4ZM9 21V22H8ZM18 21V22H17ZM83 22V23H81V22ZM116 21H119V23H118V26H116V24L114 23V22H116ZM156 21V20H155ZM202 21V22H201ZM210 23H209V22ZM14 22H15V24H17V26H19V28L14 24ZM92 22V23H91ZM100 22H103V26H102V24H100ZM136 24H140L139 22L140 21H138V22H136V21H134ZM133 22V23H134ZM147 22L148 21H146L145 22V25H147ZM157 22H159V21H157ZM212 22V23H211ZM3 23H5V24H3ZM104 23H106V24H104ZM142 23V24H143ZM149 23V22H148ZM188 24V25H193V26H195V24L197 23V24H199L200 23V25H202V27L201 26H199V27H201V29L198 27L197 28V26H195V28H192L191 26L190 27H188V25H187V28L185 27L186 25H183V24ZM191 23V24H190ZM12 24V25H11ZM19 24V25H18ZM79 24V25H78ZM85 24V25H84ZM100 24V25H99ZM120 24H122V26H120ZM131 24H132V22H131ZM136 24H134L135 26H133V24H132V26L130 27L131 29H133V28H139V27H137V25ZM163 24V25H162ZM183 25L182 27H180L179 25ZM196 24V25H197ZM97 25V26H96ZM228 25V26H227ZM236 25V26H235ZM240 25V26H239ZM96 26V27H95ZM105 26H107L108 27V29L105 27ZM120 26V27H119ZM139 26V25H138ZM141 26V25H140ZM156 26V28H154ZM204 26V27H203ZM206 26V27H205ZM238 26H239V28H238ZM17 27V28H16ZM29 27V26H28ZM99 27V28H98ZM105 27V28H104ZM110 27V28H109ZM111 27H112V29H113V32H112V30H111ZM119 27V29H124V30H120V32H119V29H117ZM167 27V28H166ZM184 27V28H183ZM227 27V28H226ZM130 28H128V31H129V29ZM142 28L143 27H140V29L142 30ZM144 28H145V26H144ZM162 28V29H161ZM172 28V29H171ZM177 28H179V30L181 29V28H183V31L182 30H180V31H178V29ZM186 28V29H185ZM189 28V29H188ZM196 28H197V30H196ZM215 28V29H214ZM33 29H34V32H33ZM101 29V30H100ZM114 29H115V32H119V36H118V38L116 39V38H112L113 36L112 35H115L116 33L114 32ZM130 29V30H131ZM140 29H138L139 30V33L141 32V30ZM233 29V30H232ZM12 30H13V32H12ZM86 30V31H85ZM91 30H92V32H91ZM144 30V29H143ZM173 30H174V33H173ZM176 30V31H175ZM184 30H187V33H186V31L184 32ZM195 32H193V31ZM196 30V31H195ZM224 30V31H223ZM20 31V32H19ZM97 31H96V34H97ZM121 31H122V35H124V37L121 35ZM127 31V30H126ZM124 32V33H127V32ZM146 31V30H145ZM148 31V30H147ZM146 31V32H147ZM17 32V33H16ZM30 32H31V34H34L33 36L32 35H29L30 34ZM129 32H132V31H129ZM145 32V35L144 34H142V35H144L145 36V38H143V37H139V39L137 38V37H135V38H137L138 40H140V43H142V41H143V44L141 45L140 43H138V46L139 45H141V49L144 51L145 50V52L147 51L149 54H151L152 55V53H151V49L149 48H146V45H148L149 43H147L148 42V40H146V37L148 38L149 36L147 35L146 36V33ZM166 32H167V34H166ZM173 34H172V33ZM181 32H183L184 34L186 33V36H187V41H185L186 40V36H184L183 35V33H181ZM193 32V34H196V36H197V38H195V39H193L194 37H190L191 35H193V34H191ZM199 32V33H198ZM238 32V33H237ZM7 33V34H6ZM29 33V34H28ZM102 33H104V32H102ZM112 33H114V34H111ZM144 33V32H143ZM159 33V34H158ZM190 33V34H189ZM11 34L13 35V37L11 36ZM17 34L19 35H22V37H24V38H22L20 35L19 36H17ZM95 34V35H96ZM105 34V33H104ZM135 34V33H134ZM154 34V35H153ZM183 35L184 36V38H183V36L181 37V36H178V35ZM206 34V35H205ZM15 35H16V37H15ZM24 35H26V36H24ZM29 35V36H28ZM117 35H118V33L115 35V37H117ZM138 35V32L136 33V36ZM141 35V36H142ZM164 35V36H163ZM167 35V36H166ZM9 36V37H8ZM111 36V37H110ZM125 39V40H123V38ZM190 38H189V37ZM195 36V35H194ZM195 36V37H196ZM218 36V37H217ZM231 36V37H230ZM8 37V38H7ZM12 37V38H11ZM18 37L19 38H21L22 40H24V41H22L21 42V44H20V41H19V39H18ZM157 37V38H158ZM233 37V38H232ZM17 38V39H16ZM28 38V39H27ZM40 38V39H39ZM122 38V39H121ZM127 38V39H126ZM135 38H133V39H135ZM181 38H182V40H181ZM235 38H236V40H235ZM31 39V40H30ZM33 39V40H32ZM137 39H135L134 41H135V43H137L136 42V40ZM152 39V40H153ZM165 39V40H164ZM183 39H184V42H189L190 40H192V45H194V43H195V45L194 46H192V45H190V44H188V43H184L183 42ZM190 39V40H189ZM222 39V40H221ZM231 39V40H230ZM26 40V41H25ZM30 40V41H29ZM71 40V38L69 39V38H65V39H63L62 40V42L63 43H65V46H66V48L67 47H70L71 48V46H72V43H75V40L74 41H70ZM127 40V41H126ZM155 40V39H154ZM158 40V42H155V41H151V39L149 40L150 42H152V44H153V42L156 44L155 45V47L154 48H158L159 47V49H160V51H159V49H157L159 52H162L161 50H163L162 49V44H164V43H160L159 41V39H157ZM156 40V41H157ZM182 42H181V41ZM201 40V41H200ZM228 40V41H227ZM14 41H18L19 42V44H16L17 42H15L14 43ZM124 41H126V43H124ZM147 41V42H146ZM179 41V42H178ZM203 41V42H202ZM244 41V42H243ZM11 42H13V43H11ZM43 42V41H42ZM144 42L145 43H147L145 46H144ZM162 42V41H161ZM233 42H235L234 44H233ZM6 45H5V44ZM129 43H127L125 46H130L129 45ZM247 43V44H246ZM257 43V44H256ZM9 44V45H8ZM13 44H16V46L15 45H13ZM67 44V45H66ZM175 44V45H174ZM180 44V45H179ZM219 44V45H218ZM225 44H227L226 46H230L231 44V47H229V48H224V47H222V49H218L219 48V46H220V48H221V46H224ZM236 44V46H235V48H233V46ZM150 45V44H149ZM148 45V46H149ZM245 45V46H244ZM34 45H32V47H33ZM90 46V47H89ZM124 46V47H125ZM135 46V45H134ZM136 46H137V44H136ZM135 46V47H136ZM147 46V47H148ZM152 46H154V45H152ZM179 46V48H177ZM181 46H183V47H181ZM14 47V48H13ZM131 47H133V45H131ZM140 47V46H139ZM138 47V48H139ZM150 47V46H149ZM164 47V46H163ZM6 48V49H5ZM24 48V49H23ZM30 48H31V45H30ZM65 48V47H64ZM168 48H170L169 50H168ZM183 48V49H182ZM201 48V49H200ZM217 48V49H216ZM260 48V49H259ZM20 49H23L22 50V52H21V50ZM62 49V48H61ZM89 51H88V50ZM125 49V48H124ZM140 48H139V50L138 51H140L141 50ZM153 49V48H152ZM230 49V50H229ZM233 49V50H232ZM235 49H236V51H237V53L235 52ZM244 49H246L245 51H243ZM2 50V51H1ZM15 50L17 51V52H15ZM126 50V49H125ZM135 50H136V48H135ZM192 50V51H191ZM219 50H221L222 51V53H221V51H220V53H219ZM227 50V51H226ZM232 50V51H231ZM257 50V51H256ZM130 51H131V49H130ZM130 51H128L127 50V53L128 52H130ZM132 51H133V48H132ZM154 50H152V52H153ZM201 51V52H200ZM205 51V52H204ZM210 51H212V52H210ZM214 51H216L215 53H214ZM226 51V52H225ZM28 51H26V53H27ZM59 52H61V51H59ZM89 52V53H88ZM157 52V51H156ZM158 52V53H159ZM164 52V51H163ZM202 52H204V53H202ZM235 52V53H234ZM238 52H240V54H241V57L243 58V62L241 63V65L240 64H235L236 66H238L237 67V69H239L240 67L241 68H244V70L246 71H248V69H254L255 68V70L253 71V70H249V71H251V72H245L243 69H239V72L237 71V70H235L236 69V66H233V68H232V70H233V74L229 77V78H226V76H224V74L223 73H221V75L219 74V77H218V73L220 72H218L217 74H216V76L215 75H210V77H205L204 75H206V76H208L207 75V73L210 71L211 72V69L209 68V66H206V64H204V63H207V62H205V61H210V60H208L209 58L210 59H213V60H211V61H213L212 63H209L208 65H211V64H213V63H217L218 64V62L220 63V61H221V63H222V65H221V63L218 65V66H222L223 67V70H225L226 69V67H227V62H229L228 61V59H229V56L231 55V56H236V54L238 55ZM62 53V52H61ZM126 53V52H125ZM131 53V52H130ZM129 53V54H130ZM135 53V52H134ZM134 53H132L131 55H133ZM154 53V52H153ZM171 53V52H170ZM173 53H171V54H173ZM219 53V57L221 56V55H223V58H224V56L227 54V55H229L228 57L227 56H225L226 58H225V60H223L222 61V59L223 58H221V60L219 59V57H216L215 55H217ZM257 53V54H256ZM22 54V55H21ZM142 54H143V52L142 51H140V53H139V55H140V57L142 56ZM147 54V53H146ZM154 54H156V53H154ZM154 54L152 55L153 57H154ZM167 54V53H166ZM171 54H168V56L170 57V55ZM202 54V55H201ZM2 55V56H1ZM26 55V56H25ZM128 55V54H127ZM131 55H129V56H131ZM136 55H137V53H136ZM145 55V54H144ZM150 55V56H151ZM173 55V56H174ZM179 55H180V57H179ZM183 55H184V57H186V58H184L183 57ZM204 55V56H203ZM135 56V55H134ZM151 56V57H152ZM156 56V55H155ZM178 56V57H177ZM213 56H215L214 58H211V57H213ZM132 57V56H131ZM139 57V56H138ZM153 57H152V59H153ZM171 57H172V55H171ZM170 57V58H171ZM181 57H183V58H181ZM250 57V59H248ZM260 57H262V58H260ZM23 58H25V59H23ZM59 58H62V57H59ZM133 58V57H132ZM158 58L159 57H157V60H156V58L153 60V61H157L158 62ZM181 58V59H180ZM199 58V59H198ZM206 58V59H205ZM245 58V59H244ZM8 59V60H7ZM130 60H132L131 58H129ZM141 59V61H140V63L142 62V61H147L148 62V65H147V63L145 62V64L147 65L146 67H143L144 65H142V66H140L139 65V67H138V65L137 64H139V62L137 63V61L136 62H134V63H136V66L139 68V70H140V68L142 69V67L143 68H147L146 69V71L148 70V67H151V71H153L152 70V66L149 64L150 62H152L151 60H150V58L147 56L146 57V55H145V57L144 56H142V58H140ZM150 61H148V60ZM195 59V60H194ZM204 59V60H203ZM215 59V60H214ZM217 59V60H216ZM219 59V60H218ZM253 59H254V62H253ZM2 60V61H1ZM5 60V61H4ZM7 60V61H6ZM135 60H137V58L136 59H134V61ZM138 60H139V58H138ZM175 60V59H174ZM173 60V61H174ZM203 62H202V61ZM252 60V61H251ZM9 61V62H8ZM11 61L13 62V63H11ZM20 61H22V62H20ZM27 61H29V63L27 62ZM83 61V62H82ZM86 61V60H85ZM195 61V62H194ZM200 61H201V63H200ZM216 61V62H215ZM245 61H246V63H245ZM255 61H256V67H257V69L258 70H256V67H255ZM24 62V63H23ZM32 64H31V63ZM130 62H133V61H130ZM156 62V64L159 66V62L157 63ZM179 62V61H178ZM187 62V61H186ZM198 62L202 65V67H201V65H200V67L198 66V68H195V67H193L192 68V70H191V68H189V67H192V65H194V64H198ZM226 62V63H225ZM8 63H10V65H6V64H8ZM24 65H23V64ZM81 63V64H80ZM134 63H132V64H134ZM154 63V62H153ZM152 63V64H153ZM176 63V62H175ZM204 64V66H203V64ZM223 63H225L224 65H223ZM3 64H5V65H3ZM29 64V65H28ZM76 64V66L73 68V66ZM81 66H80V65ZM129 64H131V63H129ZM177 64V63H176ZM30 65H32V66H30ZM79 67H78V66ZM150 65V66H149ZM178 65V64H177ZM176 65V66H177ZM189 65V67H187ZM191 65V66H190ZM249 65V66H248ZM261 65V66H260ZM9 66V67H8ZM18 66V67H17ZM21 66L23 67V68H21ZM34 66V67H33ZM63 66H65V65H63ZM62 65H61V67H63ZM70 66V67H69ZM83 66V68L84 69H81V67ZM135 66V68H137ZM158 66H156V65H154V68L156 69H158V71L159 70H161L160 68V66L158 67ZM194 66H197V65H194ZM226 66V67H225ZM244 66V67H243ZM246 66V67H245ZM259 66V67H258ZM7 67H8V69H7ZM16 67V68H15ZM133 67H134V65H133ZM209 68V71L208 72H205V73H203V71H202V69H204V71H207V69L206 68ZM222 67H221V69H222ZM3 68H4V71H2L3 70ZM5 68H6V70H5ZM31 68V69H30ZM88 68V70H86ZM91 68V69H90ZM137 68V69H138ZM178 68V66L176 67V69ZM20 69V70H19ZM144 69V70H145ZM156 69V70H157ZM186 69H189V70H186ZM35 70V71H34ZM43 71V73L42 72H40V71ZM143 70V72L145 73L146 71H144ZM155 70V71H156ZM262 70V71H261ZM6 71V72H5ZM15 71V72H14ZM72 71V72H71ZM138 70H136V73H134L135 75L138 73L137 72ZM155 71H153L154 73H156ZM235 71H237V72H235ZM245 73H244V72ZM252 71H253V73H252ZM257 71H258V73H257ZM16 72H20L19 73V75L16 73ZM68 72V71H67ZM149 72V71H148ZM148 72H146L147 74H149ZM175 72H176V70H175ZM180 72V71H179ZM203 74H202V73ZM210 72H209V74H210ZM242 72V73H241ZM262 72V73H261ZM4 73V74H3ZM46 73V74H45ZM80 73V74H79ZM140 73H141V79L143 80V76L145 75H143L142 76V70H140ZM140 73H138L136 76H134L135 78H134V80L136 79L137 80V76L139 77L140 75ZM176 73H178V72H176ZM212 73V72H211ZM243 74V75H241V74ZM249 73V74H248ZM252 73V74H251ZM261 73V74H260ZM3 74V75H2ZM40 74V75H39ZM43 74H44V76L45 75H47V74H49L48 76L50 77V76H52V77H50V78H48V79H50V80H48L47 79V77L45 76V78L47 79H45L44 77H42L43 76ZM96 74H97V76H96ZM152 74V73H151ZM157 74V73H156ZM254 74V75H253ZM263 74V75H262ZM12 75V76H11ZM14 75V76H13ZM93 75V76H92ZM154 75V74H153ZM199 75V76H198ZM235 75V76H234ZM20 76V77H19ZM41 77V79H40V77ZM147 76H150V74L149 75H147ZM201 76V77H200ZM212 76V77H211ZM244 76H245V78H244ZM249 76V77H248ZM253 76V77H252ZM263 79V80H261V78ZM38 77H39V79H38ZM97 77V78H96ZM108 77V78H107ZM144 77H146V75L144 76ZM240 77H242V78H244V79H239ZM252 77V78H251ZM25 80H24V79ZM53 80H52V79ZM82 78V79H81ZM106 78L107 79H109V80H106ZM233 78V79H232ZM251 78V79H250ZM259 78V79H258ZM48 82V81H50V82H45V80ZM94 79H95V81H94ZM140 79V77H139V79H138V81L139 82H135V84L136 83H139V84H136V86H134V87H131V88H137L138 86V88H137V90H141V94H142V89L144 90V92H147L146 90V87L145 88H142V87H144V86H148V85H150L151 84V82H150V84L148 83V82H146V84L147 85H145V81L144 82H142V80ZM145 79V78H144ZM146 79H149V77H146ZM207 79V80H206ZM209 79V80H208ZM217 79V80H216ZM248 79V80H247ZM255 79L257 80V81H255ZM38 80V81H37ZM43 80V81H42ZM83 80V81H82ZM103 80V81H102ZM112 80V81H111ZM133 80V79H132ZM201 79H200V81L199 82H201L202 81ZM210 80V81H211ZM238 80H240V82L241 83H238V85L236 84L237 82H238ZM253 80V81H252ZM14 81H15V83H14ZM40 81V82H39ZM52 81V82H51ZM82 81V82H81ZM96 81H97V84H96ZM99 81V82H98ZM101 81V82H100ZM140 81H141V83H143V85L144 86H142V85H140ZM191 81V80H190ZM195 81L196 82H198L197 81V79H195ZM205 81V82H204ZM262 81V82H261ZM28 82V83H27ZM46 84H45V83ZM61 82H62V85H64V87L63 86H61ZM88 82H89V84H88ZM103 82V83H102ZM110 82H112L111 83V85H110ZM217 82V83H216ZM220 82V83H219ZM233 82H234V84H236V85H234L233 84ZM25 83V84H24ZM32 84L31 86H30V84ZM37 83V84H36ZM41 83V85H39ZM42 83H44V84H42ZM53 83H54V85H53ZM70 83V82H69ZM80 83V84H79ZM91 83V84H90ZM109 83V84H108ZM209 83V82H208ZM222 83H224L223 85H222ZM257 83L260 85H258L257 86ZM49 84V85H48ZM51 84V85H50ZM56 84V85H55ZM108 84V85H107ZM217 84V85H216ZM232 84V85H231ZM21 85H23V86H21ZM27 85H28V87H30L29 88V92H26L25 90H27ZM73 85H75V87H73ZM88 87H87V86ZM98 85H100V86H98ZM104 85H105V87H104ZM113 85V86H112ZM129 85H131V84H128V89H131L130 87H129ZM209 85V84H208ZM245 85V86H244ZM248 85V87H251L250 89L249 88H247L246 86ZM255 85H256V87H255ZM261 85H263V87H261ZM45 86H47V87H45ZM49 86V87H48ZM55 86V87H54ZM95 86H97V87H95ZM116 86V87H115ZM132 86V85H131ZM152 86V85H151ZM161 86V85H160ZM164 86V85H163ZM163 86H161V87H163ZM209 86H211V85H209ZM208 86V87H209ZM243 86V87H242ZM57 87V88H56ZM66 87V88H65ZM110 89H112V90H109V88ZM165 87V86H164ZM222 87H224V88H222ZM240 87H242V89L240 90L239 88ZM254 87V88H253ZM261 87V88H260ZM59 88V89H58ZM60 88H61V91H60ZM97 88V89H96ZM101 90H100V89ZM147 88H150V86L149 87H147ZM152 88H155V87H152ZM151 88V89H152ZM157 88H159L158 86H157ZM168 88V86L166 87V89ZM262 89V90H258V89ZM25 89V90H24ZM55 89V90H54ZM67 89V90H66ZM99 89V90H98ZM104 91H103V90ZM151 89H150V91H151ZM163 89V88H162ZM239 89V90H238ZM250 91H249V90ZM64 90H65V92H64ZM95 90H97V91H95ZM222 90V91H221ZM244 90V91H243ZM255 90L256 91H258V92H256L257 94H258V96H260V95H262L261 97H260V99L259 98H256V97H258L257 96V94H254L255 93ZM28 91V90H27ZM56 91V92H55ZM70 91V92H69ZM122 91H123V89H122ZM154 91H155V89H154ZM172 90H171V88L170 89H167L166 90V92L168 93V92H171ZM243 91V92H242ZM252 91H254L253 93H252ZM261 91V92H260ZM263 91V92H262ZM59 92H64V93H60L59 94ZM67 92H69L68 93V95L70 94V93H72V94H70L69 96H70V98H72V99H70L69 100V98H68V96H67V94H65V93H67ZM101 94H100V93ZM115 92H113V93H115ZM148 92H149V90H148ZM163 92V91H162ZM216 92V93H215ZM237 92V93H236ZM244 93V95H242V93ZM247 92L249 93V94H247ZM115 93V94H116ZM140 93V92H139ZM154 93V92H153ZM219 93L221 94V96L219 95ZM223 93H224V96H223ZM241 93V94H240ZM246 93V94H245ZM252 93V94H251ZM262 93V94H261ZM75 94V95H74ZM78 94V95H77ZM106 94H108L107 96H106ZM117 94V95H118ZM121 95H122V97H124V95L122 94V93H120ZM215 94H216V96H215ZM256 95V97L254 96V95ZM64 95H65V97H64ZM71 95H72V97H71ZM120 95V96H121ZM147 95H148V97H147ZM217 95H219V96H217ZM240 95V96H239ZM247 96V98H248V100H249V103H250V100H252V102L253 101H258V99H259V103H261V104H259L258 102H257V104L254 102V104H252V102H251V105H253V107L251 108V105L248 103V101H245L244 99H246V96ZM235 96V97H234ZM251 96H254L253 98L251 97ZM81 98V100L80 101H77V99L78 98ZM99 97V98H98ZM228 97L230 98L229 100H227L228 99ZM236 97H238L237 99H236ZM69 100V101H67V99ZM79 98V99H80ZM88 98V99H87ZM103 98V99H102ZM240 98H241V101L240 102H242V103H238V101L240 100ZM74 99H75V101H74ZM94 99H96V100H94ZM160 99V98H159ZM236 99V100H235ZM261 99H262V101H261ZM72 100H73V103H72ZM91 100V101H90ZM102 100H105V101H102ZM139 100H141V103L143 104H141L140 102H139ZM150 100V101H151ZM155 100H156V97H155ZM155 100H153V101H155ZM70 102L69 103V107H68V109H67V106H65L66 105V102ZM103 103H102V102ZM153 101H151V102H153ZM202 101V100H201ZM228 101V102H227ZM244 101V102H243ZM78 102V103H77ZM80 102V103H79ZM133 102H135L134 104H130V103H133ZM139 102L140 103V105H139V103L137 104V103ZM206 105H208V98H207V100H206ZM247 102V104H245ZM72 103V104H71ZM150 103V102H149ZM154 103V104H155ZM74 104V105H73ZM78 106V104L80 105V107L78 106H76V105ZM126 104V105H125ZM135 104H137L138 106H136ZM260 106H259V105ZM70 105H71V107H70ZM131 105H135V108H134V106H131ZM142 105V106H141ZM203 105V104H202ZM237 107H236V106ZM257 105V106H256ZM263 105V106H262ZM64 106V107H63ZM129 106H131L134 110L135 109H138L137 110V113H136V110H135V112L134 113H136V114H134V115H132V108L131 107H129ZM160 106V105H159ZM209 106V105H208ZM249 106V107H248ZM76 107V108H75ZM103 107V108H102ZM210 107V106H209ZM245 109H244V108ZM255 107V108H254ZM258 107V108H257ZM261 107H263V110H262V108L260 109ZM80 108V110H78ZM120 108V109H121ZM128 108V109H127ZM244 110H246V111H244ZM249 108H250V110H249ZM255 109V111H254V109ZM66 111H65V110ZM73 111H72V110ZM119 109V110H120ZM236 109V110H235ZM252 109H253V111H252ZM259 111H258V110ZM35 110V111H34ZM68 110V111H67ZM76 112H75V111ZM133 110V111H134ZM147 110H145V111H147ZM157 110H159V109H157ZM225 110H227L228 111V109L226 108ZM244 112H243V111ZM248 110V111H247ZM262 110V111H261ZM79 111H81L80 113V117L81 118H78L79 117ZM153 111V112H154ZM237 111V112H236ZM250 111V112H249ZM66 112H67V115H66ZM73 112H75V114H77V115H75L76 116V118H75V116H74V113ZM100 112V113H99ZM129 112H131V113H129ZM152 112V113H153ZM157 112H159V111H157ZM249 114V116H248V114ZM258 112V113H257ZM260 112V113H259ZM3 113H5L6 114V117L8 118V120H7V122H5V121H2L3 120ZM70 113H72V114H70ZM91 113V114H90ZM119 113V112H118ZM127 113H129V114H127ZM141 113V114H142ZM146 113V112H145ZM151 113V114H152ZM160 114H161V112H159ZM232 113V114H231ZM237 113V114H236ZM246 115H245V114ZM255 115H254V114ZM65 114V115H64ZM71 116H70V115ZM147 115H148V117H149V119L147 118V120L149 121V122H152L151 121V119H150V115H149V112H147L146 113ZM146 114H144L145 116H146ZM155 114H156V111H155ZM235 114V115H234ZM244 114V115H243ZM252 116H251V115ZM256 114H259V115H256ZM35 115V116H34ZM37 115V116H36ZM61 115V116H60ZM62 115H64V116H62ZM119 116H122L121 115V110H120V114H118ZM129 115H130V117L132 118V120H131V118L129 117ZM159 115V114H158ZM231 115H234V117L233 116H231ZM238 115V116H237ZM41 116V117H40ZM44 116V117H43ZM78 116V117H77ZM116 116H117V118H116ZM141 116V115H140ZM156 116H157V114H156ZM155 115H154V119L155 120H157L158 118H159V116H157L156 117ZM163 113H162V115H161V117L159 118V120L158 121H160V124H159V122L155 125L156 127L158 126V124L159 125H161V118H163ZM169 116V115H168ZM224 116V117H223ZM241 116V117H240ZM245 116V117H244ZM257 116H259L260 117V119H261V121H260V119L257 117ZM63 117V118H62ZM71 117L73 118V120H71ZM111 118L112 117H114V116H110ZM141 117H143V115L141 116ZM226 117H228V118H226ZM244 117V118H243ZM248 117H249V119H248ZM43 120H42V119ZM52 118H54V119H52ZM95 118V119H94ZM119 118V119H118ZM129 118H130V120H129ZM145 118V117H144ZM151 118H152V116H151ZM152 118V119H153ZM157 118V119H156ZM227 120H226V119ZM229 118H230V120H231V122H230V120H229ZM233 118V119H232ZM243 118V119H242ZM253 118H255V119H253ZM58 121H57V120ZM74 119H76V120H74ZM122 121H121V120ZM135 119V120H134ZM143 119V118H142ZM164 119V118H163ZM210 119H211V122H210ZM234 119H235V121H234ZM244 119H245V121H244ZM257 119H259V121L260 122H258V120ZM19 120V121H18ZM29 120V121H28ZM31 120V121H30ZM61 120V121H60ZM110 120V121H109ZM113 120V121H112ZM120 120V121H119ZM129 120V121H128ZM154 120V121H155ZM224 122H222V121ZM237 120V121H236ZM253 120H255V121H253ZM257 120V121H256ZM112 121V122H111ZM128 121V122H127ZM137 121V122H136ZM228 121V122H227ZM52 122H54V124L52 123ZM59 122V123H58ZM70 122V123H69ZM114 122V123H113ZM120 123V125H119V123ZM130 122V123H129ZM157 122V121H156ZM156 122H154V123H156ZM220 122H222V123H220ZM230 122V123H229ZM233 122V124H231ZM237 123L236 125L234 124V123ZM245 122H246V124L250 127V123H252V127H251V130H249L248 128V126L247 125H245ZM249 122V123H248ZM29 123V124H28ZM35 123V124H34ZM79 123V124H78ZM124 123H127L128 124V126L130 125V124H134V126H135V128H133L134 126L133 125H130L131 126V128H130V126L128 127L126 124H124ZM136 123V124H135ZM153 123V122H152ZM152 123L149 125L150 126V129L152 128L151 127V125H152ZM228 123H229V127L233 130H231L230 128H228V126H226V125H228ZM241 123V124H240ZM256 123V124H255ZM74 124V125H73ZM167 123H165V125H166ZM190 124V123H189ZM196 124V123H195ZM194 124V125H195ZM222 124V125H221ZM232 126H231V125ZM240 124V125H239ZM26 125V126H25ZM36 127H38V128H35V126ZM44 125V126H43ZM56 125V126H55ZM71 127H70V126ZM94 125V126H93ZM119 125V126H118ZM124 125V126H123ZM138 125V126H137ZM162 125H164L163 123H162ZM164 125V126H165ZM193 125V126H194ZM197 125V124H196ZM262 125V129H260L261 126ZM4 126V127H3ZM140 126H141V128H142V132H140L142 135H138V134H140L139 133V129H140ZM153 126H154V124H153ZM154 126V127H155ZM171 125H169V126H167L166 128L165 127H163V131L162 132H164V133H166V135L164 134V135H162L163 137H169L171 134H172V128H169ZM226 126V127H225ZM241 126L243 127L242 129H241ZM254 126V127H253ZM260 127L259 129L260 130H258L257 132H255V133H257V134H255L254 133V128L255 127ZM50 127V128H49ZM57 127H58V129H57ZM68 127V128H67ZM73 127H75V128H73ZM76 127H79V128H76ZM172 127V126H171ZM197 126H195V127H193V128H196ZM246 127V129H248V131H249V133H248V131L246 130V129H244ZM248 127V128H247ZM25 128V129H24ZM49 128V129H48ZM125 128V129H124ZM127 128V129H126ZM9 129V130H8ZM28 129H30V130H28ZM36 131H35V130ZM68 129H70V130H68ZM72 129V130H71ZM95 129V128H94ZM165 129H167V130H165ZM222 129V130H221ZM243 129H244V131L245 132H247L248 133V135L245 133V132H243ZM258 129V128H257ZM25 130H27V131H25ZM134 130H136L137 131V134H136V132L134 131ZM148 130H149V128H148ZM195 130V132H198L199 133V128H198V130H197V128L196 129H194ZM197 130V131H196ZM214 130V131H213ZM225 130H229L230 131V133H229V135H228V132L229 131H225ZM240 130H241V132H240ZM255 130H256V128H255ZM262 130V131H261ZM11 131H13V132H11ZM32 131V132H31ZM34 131V132H33ZM132 131V132H131ZM140 131H141V129H140ZM166 131V132H165ZM209 131V132H210ZM217 131H219L218 133H217ZM231 131H232V133H231ZM240 132V134H239V132ZM259 131H261V132H259ZM8 132V133H7ZM23 132V133H22ZM30 132V133H29ZM69 133V135H68V133ZM78 132V133H77ZM161 132V133H162ZM171 132V133H170ZM194 132V133H195ZM201 132V131H200ZM213 132H215L216 134H212ZM222 132V133H221ZM252 132L254 133V135L252 134ZM21 133V136L19 135ZM65 133V134H64ZM81 133H82V135H81ZM86 133V134H85ZM89 133H90V135H89ZM198 133H197V135H198ZM224 133H226L225 135H224ZM235 133V134H234ZM236 133H238V134H236ZM261 134V135H259V134ZM263 133V134H262ZM4 134H5V136H4ZM13 134H17V135H13ZM28 134V135H27ZM88 134V135H87ZM219 134V135H218ZM221 134L223 135V136H221ZM233 134V135H232ZM244 134V137H242L241 135H243ZM251 134V135H250ZM23 135H24V137H23ZM40 135H41V138H40ZM46 135V136H45ZM66 135H68V136H66ZM75 135V136H74ZM79 135V136H78ZM117 135V136H116ZM120 135H121V138H120ZM128 135V136H127ZM129 135H130V138H127V137H129ZM149 135V134H148ZM160 135V136H161ZM213 135H215V136H213ZM239 135V136H238ZM245 135L247 136V139L245 138ZM251 136V139H250V136ZM18 136V137H17ZM20 136V137H19ZM31 136H32V140H31ZM38 136H39V138H38ZM59 136V137H58ZM65 136H66V138H67V140H66V138H65ZM76 136H78V137H76ZM124 136H127L126 138H127V140H126V138H124ZM150 136V135H149ZM161 136V139L163 138ZM199 136H200V133H199ZM211 136H213V137H211ZM229 136V137H228ZM235 136V137H234ZM253 136V137H252ZM256 136H258V137H256ZM261 136V137H260ZM263 136V137H262ZM15 137V138H14ZM21 137L23 138V139H21ZM37 139H36V138ZM54 137V138H53ZM60 137H61V140H60ZM71 137V138H70ZM81 137V138H80ZM124 138V141L122 140L123 138ZM135 137V138H134ZM164 138V139H167V138ZM202 137H203V135H202ZM209 137V138H208ZM218 137V139L219 138H221V139H216ZM222 137H223V139H222ZM224 137H226V138H228V139H224ZM234 137V138H233ZM254 137L256 138V139H254ZM9 138V139H8ZM20 139V141H18V139ZM29 138H30V140H29ZM49 140H48V139ZM54 139V140H51V139ZM74 138H75V141H74ZM76 138H79V139H76ZM208 138V139H207ZM211 138H212V140H211ZM242 138V139H241ZM243 138L246 140H244V142H243ZM263 138V139H262ZM12 139V140H11ZM15 139V140H14ZM40 139H42V141H39ZM45 139V140H44ZM129 139H131V141L129 140ZM137 139V140H136ZM142 139V140H141ZM234 139V140H233ZM262 139V140H261ZM9 140H11V141H9ZM21 140H23V141H21ZM71 142H70V141ZM72 140H73V143H75L74 145H73V143H72ZM168 140V142L170 141L171 143V145L173 146L174 144H172V140H171V138H169V139H167ZM222 140V141H221ZM223 140H224V143L226 142L227 143V146H226V143L224 144L223 143ZM251 140V141H250ZM258 140V141H257ZM13 141H16V145H14V143H13ZM17 141H18V143H17ZM30 141H32V142H30ZM37 141H39V142H37ZM47 141V142H46ZM50 141V142H49ZM127 141V142H126ZM23 142V143H22ZM65 142H67L69 145H70V147H69V145H65V146H68V149H67V147H65L64 148V144H65ZM71 144H70V143ZM79 142V143H78ZM87 142V143H86ZM89 142V143H88ZM167 142V141H166ZM175 142V141H174ZM238 142V143H237ZM249 142V143H248ZM255 144H257V143H259L258 144V146H259V148L257 149V147L258 146H254L253 144L254 143ZM260 142H261V144H260ZM24 143H25V145H24ZM37 143H39V144H37ZM40 143L42 144L41 146L43 147V144H44V149H43V154H44V156H43V154L42 155H40V153L38 154V153H35V151L36 150H38V149H40ZM49 143V144H48ZM66 143V144H67ZM85 143L88 145L86 148H85ZM129 145H128V144ZM130 143H131V145H130ZM219 143V144H218ZM240 143V144H239ZM246 144L245 146H243V144ZM31 144H33V146L31 145ZM55 144V145H54ZM107 144V145H106ZM115 144H117V146L115 145ZM121 144V145H120ZM127 144V145H126ZM163 144H165V143H163ZM169 144V143H168ZM170 144H169V146H170ZM240 146H239V145ZM45 145H48V147L47 146H45ZM78 145V146H77ZM166 145V144H165ZM208 145V146H207ZM237 145H238V147H237ZM244 147H242V146ZM247 145H249V146H247ZM252 146V148H251V146ZM30 146V147H29ZM32 146V147H31ZM50 146V147H49ZM52 146V147H51ZM60 146V147H59ZM72 146V147H71ZM81 146V147H80ZM82 146H84V147H82ZM171 146V147H172ZM176 146V144L173 146V147H175ZM196 146H199L198 148L196 147ZM24 148V150H23V148ZM35 148V150H34V148ZM37 147H39V148H37ZM48 148V149H46V148ZM67 149V155H68V157L66 156V155H64L65 153L64 152H66L64 149ZM107 147V148H106ZM112 147V148H111ZM114 147V148H113ZM132 147V148H131ZM140 147V148H139ZM163 147V146H162ZM161 147V148H162ZM167 147V146H166ZM166 147L164 146L162 149H166ZM169 148V147H167V149L169 148V149H172V148ZM176 147H179L178 146V143H177V146ZM175 147V148H176ZM188 147V146H187ZM208 147V148H207ZM249 147V148H248ZM261 147H264V144H263V146H261ZM32 148V149H31ZM60 148V149H59ZM89 148V149H88ZM97 148V149H96ZM119 148H120V150H119ZM125 149V151H122V149ZM127 148V149H126ZM175 148H173L172 149V151H167L169 154H172L173 153V150L175 149ZM227 148V149H226ZM71 149V150H70ZM86 149V150H85ZM131 149V150H130ZM176 149H178V151H177V154L179 155H181V153L179 152V150L180 149H183V148H176ZM221 149V150H220ZM229 149V150H228ZM243 149H247V150H243ZM255 150V151H253L254 152V154H252L253 152H251L252 150ZM41 150V149H40ZM48 150H49V153H48ZM50 150H51V152H50ZM56 150V151H55ZM59 150H61V151H59ZM64 150V151H63ZM113 150H115V151H113ZM127 150V151H126ZM234 150H235V152H234ZM238 150V151H237ZM260 151V153L259 152H256V151ZM39 151V150H38ZM63 151V152H62ZM83 151H86V153H84ZM89 151V152H90ZM165 151V150H164ZM37 152V151H36ZM41 153H42V151H40ZM56 152V153H55ZM59 152V153H58ZM125 152V153H124ZM131 152V153H130ZM166 152V151H165ZM174 155L176 154V150H174ZM179 152V153H178ZM220 152V153H219ZM223 152V154L220 156V154ZM238 152V153H237ZM249 153V155L250 156H245L246 154H248ZM255 152H256V154H255ZM64 153V154H63ZM131 155H130V154ZM135 155H134V154ZM210 153H213V155H214V157L212 156V154H210ZM217 155H216V154ZM225 153V154H224ZM235 153V154H234ZM262 153H263V156H262ZM28 154H30V153H28ZM219 154V155H218ZM237 154V155H236ZM245 154V155H244ZM260 156V154H261V157H259V159L261 158V160H262V162H260V161H258V158H256V157H258V155ZM51 155H52V157H51ZM61 155V156H60ZM113 155V156H112ZM177 155V156H178ZM180 155H179V158H180ZM203 155V156H202ZM254 155H256V157L254 158ZM33 156V158L31 159L32 161V165H34L33 163V160L35 161V162H37L36 160H35V157ZM46 156H50V157H47V161L44 159V158H46ZM53 156H54V159L55 158H57V159H59V162H58V160L57 161H55V160H51V159H53ZM168 156V155H167ZM176 156V155H175ZM211 157L210 159H208L207 157ZM67 159H66V158ZM140 157V158H139ZM169 157V156H168ZM170 157L172 158V155H170ZM249 159H247V158ZM43 158V159H42ZM72 158H74L73 156H72ZM105 158H107V156H105ZM174 158V157H173ZM176 158H178V157H176ZM176 158H175V160L173 159V161H172V159H167V157H166V159H167V161H171V163H177V162H180L181 160L180 159H177L176 160ZM204 158V159H205ZM220 159V161L222 162V164H221V162H219L218 160ZM246 158V159H245ZM251 158H254V159H257V161H255L254 159H251ZM66 159V160H65ZM159 160H160V158H158ZM163 159V160H162ZM166 159H164V158H161V160H162V162H164V160H166ZM222 159V160H221ZM250 159H251V163L249 162L248 163V161H250ZM41 160H43V161H41ZM142 160V161H141ZM160 160V161H161ZM180 160V161H179ZM248 160V161H247ZM252 160H253V162H252ZM30 161V160H29ZM44 161H46V162H44ZM77 161V162H78ZM87 161V162H86ZM225 161V163H223ZM246 161L247 163H244V162ZM31 162H28L29 163V165H28V163H27V166H28V169L30 170V172L31 173H33V174H35L34 172L36 171V169L35 168H37L36 166L37 165H34V167L35 168H30L32 165H31ZM44 162V163H43ZM86 162V163H85ZM161 162V163H162ZM166 162V161H165ZM182 162V161H181ZM39 163H41L42 165L44 164V166H46V167H42V165L41 164H39ZM118 163V164H117ZM229 163V164H228ZM244 164V167H242V165L241 164ZM258 163H260V165H258ZM45 164H48V165H45ZM80 164V163H79ZM146 164V165H145ZM158 164H160V163H158ZM157 164V165H158ZM164 163H162V164H160V166H158V167H161L162 168V165H163ZM211 164V165H210ZM230 164H232V165H230ZM247 164V165H246ZM253 164H255V165H258L256 168H255V165H253ZM117 165V166H116ZM121 165H123V167L121 166ZM165 165L166 164H164L163 166V169H166L165 168ZM226 165H228L227 167H226ZM239 167H238V166ZM250 165H252V170L250 169L251 167H250ZM263 165H264V163H263ZM67 166H68V164H67ZM110 166V167H109ZM223 166H224V169H222L223 168ZM237 166V167H236ZM260 166V167H259ZM52 167V165H50L48 168H51ZM118 167V168H117ZM208 167V171H207V173L209 174L210 172H211V174H212V171H213V168L214 167H212L211 169ZM246 167L248 168V169H250V170H247L246 169ZM263 169H262V168ZM38 168H37V171H38V173L37 174H35V175H38L39 174V170H38ZM176 168V167H175ZM185 168L187 169V168H189V165H187V166H185ZM220 168V169H219ZM233 168H234V170H233ZM235 168H237V169H235ZM239 168L241 169V170H239ZM243 168V169H242ZM261 168V172H260V170H258V169H260ZM64 169V168H63ZM160 169V168H159ZM245 169V170H244ZM253 169L255 170V171H258V173H257V175L258 176H256L255 175V173H254V171H253ZM257 169V170H256ZM65 171L67 170V172L69 173L70 171L68 170V167H66V169H64ZM162 170V169H161ZM159 171V173L160 172H162V171H164V170H162V171ZM223 170V171H222ZM236 170V171H235ZM41 171V170H40ZM115 171H117V172H115ZM210 171V172H209ZM228 173H227V172ZM253 171V172H252ZM87 172V171H86ZM102 172V173H101ZM158 172V171H157ZM227 174H226V173ZM230 172H233V173H230ZM238 174H237V173ZM261 173V175L263 176L262 178L260 177V173ZM67 173V174H68ZM162 173H165V175L166 174H168L166 171L165 172H162ZM218 173H221V174H218ZM252 173H253V175H252ZM87 174H88V172H87ZM103 174V176L104 177H102L101 175ZM207 174V175H208ZM224 174V175H223ZM227 176H226V175ZM230 174V175H229ZM240 174H242V175H240ZM164 175V176H165ZM210 175V174H209ZM208 175V176H209ZM233 175H234V177L237 179V178H239V179H232V181L235 183H233L230 179H231V177L232 178H234L233 177ZM167 176V175H166ZM212 176V175H211ZM240 176V177H239ZM94 177V178H95ZM146 177V178H145ZM171 177V176H170ZM173 178H177V176H172ZM171 177V179H173ZM178 177H180L179 175H178ZM226 177V178H225ZM227 177H229L228 179H227ZM257 177H259V179H257ZM107 178V177H106ZM215 178H217V179H215ZM254 178V179H253ZM166 179H168V178H166ZM171 179L169 178L168 180H170L171 181ZM218 179H221V180H219L218 181ZM223 179V180H222ZM225 179V180H224ZM255 179H257V180H255ZM263 179V180H262ZM167 180V181H168ZM238 181V182H236V181ZM254 180H255V182H254ZM262 180V181H261ZM111 181H112V184H111ZM114 181V182H113ZM222 181H224V183L222 184ZM261 181V182H260ZM219 183V185H218V183ZM227 182V183H226ZM234 184H232V183ZM252 182H254L253 184H252ZM257 182V183H256ZM260 182V183H259ZM102 183V184H101ZM104 183V184H103ZM212 183V182H211ZM258 184V185H256V184ZM107 184L108 185H110V186H107ZM216 184H217V186H216ZM220 184H222V185H220ZM225 184H227L226 185V187H225ZM230 184H232V189L230 190V191H232V192H228V190L231 188V185ZM238 184V185H237ZM263 185H264V182L262 183ZM97 185V186H98ZM229 185V187H227ZM235 185H237V186H235ZM263 185H260V187L258 188L259 189V191H261L262 190V188L264 187ZM98 186V188H99V190H100V193H103L102 192V190H103V187L102 188H100ZM139 186V187H138ZM219 186V187H218ZM226 188H224V187ZM235 186V187H234ZM110 189H108V188ZM234 187V188H233ZM256 187V188H255ZM262 187V188H261ZM224 188V189H223ZM236 188H238V189H236ZM235 189V190H234ZM255 189V190H254ZM258 189H257V192H259L258 191ZM261 189V190H260ZM22 190V189H21ZM233 190L234 191H236V192H234V194H233ZM238 190V191H237ZM264 190V189H263ZM250 191H251V193H250ZM132 192H133V194H132ZM135 192V193H134ZM240 192L242 193V194H240ZM230 193H231V196H230ZM236 193V194H235ZM237 193L240 195H237ZM262 193V194H261ZM20 194H21V192H20ZM106 194H107V192H106ZM229 194V195H228ZM24 195V194H23ZM131 195H133L131 198H130V196ZM236 195V196H235ZM255 195V196H254ZM256 195H257V197H256ZM108 196H109V193H108ZM107 196V197H108ZM109 196V197H110ZM127 196V197H126ZM129 196V197H128ZM232 196H235L236 198H238V196H239V198L238 199H236L235 197H232ZM243 196H244V199H242L243 198ZM231 197V198H230ZM114 198H115V200H114ZM178 198H180V197H178ZM123 199V200H122ZM182 199H183V197H182ZM186 199V201L187 202H185V204L184 203H182L183 204V206L184 205H186L187 203H189V198L188 197H184V200ZM234 199H236L235 201H234ZM112 200L113 201H115L114 202V205H113V202H112ZM184 200H180L179 202H180V204H181V202H184ZM242 202H241V201ZM251 200H253L252 202H254L255 201V203H252V202H250ZM122 202V204H121V202ZM236 201L237 202H239L238 204L236 203ZM111 204H110V203ZM120 202V203H119ZM126 202H128V205H127V203ZM264 202V201H263ZM125 203V204H124ZM131 203V204H130ZM178 202H176V204H177ZM110 204V205H109ZM116 204H118V206L116 205ZM124 204V205H123ZM129 204H130V206H129ZM254 204L256 205V204H258L259 205V209H258V205H256L255 206V208H257L258 209V213H256L255 214V209H254ZM264 204V203H263ZM129 207V209H127V206ZM110 206H111V208H110ZM237 206V207H238ZM262 206H263V208H262ZM251 207H253V208H251ZM261 207V208H260ZM251 209V210H249V209ZM114 209V210H113ZM120 211H119V210ZM122 209V210H121ZM126 210H128V212L126 211ZM163 210L164 209H162V212H163ZM169 210L171 211V209L169 208ZM173 210V209H172ZM260 210V211H259ZM154 211V213L156 214V215H158L159 214V212L158 213H156L157 211H155V210H153ZM152 211V212H153ZM165 211L167 212V210L165 209ZM174 211V210H173ZM253 212V214H252V212ZM262 211V213L264 214V212ZM123 212V213H122ZM133 213V212H132ZM160 213H161V211H160ZM164 213V212H163ZM163 213H161V215H163ZM170 213V212H169ZM110 214V215H111ZM116 214V215H115ZM123 214H124V216H123ZM125 214H127V215H125ZM164 214H166V213H164ZM171 214V213H170ZM169 214V215H170ZM133 215V214H132ZM168 215V214H167ZM235 215V214H234ZM237 215L238 214H236V218H238V219H236V220H239V217L240 216H238L237 217ZM115 216V217H114ZM160 216V215H159ZM260 216H261V213H260ZM158 217V216H157ZM235 217H234V220H235ZM256 217V218H255ZM159 218V217H158ZM242 220H243V218L242 217H240ZM262 218H264L263 216H261V218L260 219H262ZM131 219V220H130ZM162 219V218H161ZM259 219V220H260ZM127 220V221H126ZM231 220H233V216H232V219ZM236 220L235 221H231V222H236ZM245 220V219H244ZM115 221V220H114ZM130 221V222H129ZM240 221V222H239ZM239 221H237L236 223L238 224V226H236V228H235V226L233 227V229H236V231L237 232H239V227H240V225H242L243 226V224H242V222L243 221H241V220H239ZM247 221V222H248ZM179 223L178 224H181V222H180V220L178 221ZM258 222H260V223H262V224H264V222H262L261 220L260 221H258ZM132 223V224H131ZM235 223V225H237ZM239 223H241V224H239ZM241 226V227H242ZM140 227V226H139ZM138 227V228H139ZM241 227H240V230H241ZM116 228V227H115ZM238 228V229H237ZM258 228V227H257ZM256 228V229H257ZM187 230H189V227H188V229L186 228V233H187ZM115 232H116V230H115ZM119 232V231H118ZM127 232V231H126ZM134 232H136V233H134ZM146 232V231H145ZM120 233V232H119ZM185 233V230L182 232V234H184ZM256 233H260L261 234V236L264 234V232L261 230V229H259L258 228V230H257V232ZM118 234V233H117ZM135 234L137 235L138 234V236H136L135 238H134V236H135ZM260 234H258V237L260 236ZM24 235V234H23ZM22 235V236H23ZM27 236V235H26ZM146 236L147 237H149V234L147 235L146 234ZM261 236H260V238H261ZM23 237H25V235L23 236ZM124 236H122L120 239L122 240V239H124L123 238ZM139 238V240H138V238ZM185 237L186 236H184V240H188L190 237H187L186 239H185ZM263 237V236H262ZM28 237H26V239L25 240H27V243L29 242L30 243V245H29V243L27 244V243H25L24 241L22 242V245H23V247H21L22 248V250H24V251H26L27 249H29L30 247V251L28 250V251H26L27 253L28 252H30V253H33V254H36V252L38 253V256H39V258L41 257V255H40V253H39V251H40V249H41V247L43 246V244H44V242L42 241V240H40V243H42V244H40L39 243V241H36L37 239H35V241L33 242V240L31 239V240H29V239H27ZM132 238V239H131ZM145 238V237H144ZM181 240L182 242L184 241V240ZM263 239V238H262ZM136 240V241H135ZM145 240V241H144ZM256 240H258V239H256ZM144 241V242H143ZM260 241H262V240H258V242H256L255 240H254V242H253V244H254V248H255V250H256V247H258L259 245H261V242ZM142 242L143 243H145L146 244V246H143V245H145V244H143L142 245ZM185 242V241H184ZM31 243H33L34 245H32ZM39 243V244H38ZM137 243V244H136ZM260 243V244H259ZM35 244H38V245H40V246H38L37 247V245H35ZM20 244H18V246H17V248L18 249H21V248H19L20 246H22V245H20ZM30 247H29V246ZM58 245V244H57ZM255 245H257V246H255ZM69 246H71V245H69ZM124 246H126V244L124 243ZM123 246V247H124ZM27 249H26V248ZM29 247V248H28ZM36 249H34V248ZM40 247V248H39ZM53 247V246H52ZM52 247H50V248H48L47 249V252L50 250V252H53L54 250H55V247L54 248H52ZM58 247V246H57ZM56 247V248H57ZM59 247H61V245H59ZM160 248L162 247V246H159ZM159 247H157L156 248V250L158 251H153V249L152 250H150V251H152V252H155L156 254H157V257L155 256L154 257V255H155V253H154V255H153V253L152 252H150L149 250L147 251V253H145V256H148L149 257V259H147V261H146V264H158V263H160V257H165V256H163L164 254L166 255V254H168V255H166L167 256V258L164 260V258H163V260L161 261V264H162V262H164V264H174V261H173V259H172V262L170 261V259H171V255H169L170 254V251L169 250H167L168 251V253H167V251H165V250H162V249H160ZM260 247V246H259ZM259 247L257 248V249H259ZM61 248H63V249H65V247H64V245L61 247ZM253 248V247H252ZM253 248V249H254ZM26 249V250H25ZM31 249H33V252H32V250ZM38 249V250H37ZM63 249H56L55 250V252H53L52 253V255L53 254H55V255H57L58 253L60 254V252L63 250ZM52 250V251H51ZM260 250V252L263 254V250H261V249H259ZM259 250H257V251H259ZM24 251L23 252H21V250L19 251H17V253H15L16 255H19L18 253H24ZM26 252H25V254H26ZM50 252H48L49 254H50ZM245 252V251H244ZM123 253H125L126 255V258H125V256H123L125 259V264L127 263V264H129V263H131L132 261V259L130 258V257H128L129 256V254L131 253H129V250H126L125 249V252H123ZM160 253V254H159ZM58 254V255H59ZM148 254V255H147ZM160 256H159V255ZM244 254H246V253H244ZM23 255V256H22ZM27 255V254H26ZM28 255H29V253H28ZM27 255V256H28ZM37 255V254H36ZM69 255H71L72 257H70V256H68V254H65V255H60V256H58L59 258L58 259H56V261L58 260V263H56L55 262V260L53 261V264H61L62 262V264H77L76 263V259H77V255H76V253L75 254H73L72 252L71 253H69ZM75 257H74V256ZM264 255V254H263ZM10 256H14L15 258H17V256H15L14 254L12 255V254H10ZM21 256V258L18 256V258L17 259H15V260H13L12 261V258H11V261L12 262H6L7 264H19V262L21 261V260H23L24 259V254H21L20 255ZM49 256V255H48ZM61 256H64V257H62L63 258V260L62 259H60V257ZM254 258H255V256L257 257V255H252ZM252 256H251V258H252ZM26 257V256H25ZM158 257H159V259H158ZM7 258V257H6ZM55 258H57V257H55ZM76 258V259H75ZM130 260H129V259ZM254 258H252V259H254ZM18 259L20 260V261H18ZM26 259V258H25ZM25 259L23 260V263H22V261L20 262V264L22 263V264H24V261H25ZM59 259H60V261L61 262H59ZM67 259V260H66ZM126 259H128V262H127V260ZM251 259V260H252ZM257 259H259V257H257V258H255L254 260L255 261H252L253 262V264H263V262H264V260L262 261L261 260V258H260V262L259 261H257ZM262 259H264V258H262ZM7 261H8V259H6ZM9 260H10V258H9ZM64 260H65V262L66 261H68V262H64ZM74 260V261H73ZM151 260H153V261H151ZM167 260V262H165ZM250 259L248 260V259H246V262L248 261V262H250L251 261ZM155 261V262H154ZM156 261H158V263H156ZM248 262L246 263V264H248ZM255 262V263H254ZM257 262V263H256ZM90 264V263H89ZM250 264H252L251 262H250Z\"/></svg>",
    "mask_w": 264,
    "mask_h": 264
}]
</instances>
